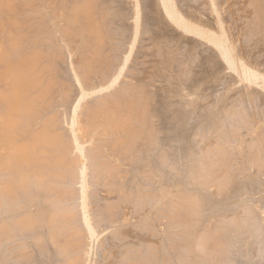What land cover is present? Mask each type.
<instances>
[{
  "label": "rangeland",
  "instance_id": "obj_1",
  "mask_svg": "<svg viewBox=\"0 0 264 264\" xmlns=\"http://www.w3.org/2000/svg\"><path fill=\"white\" fill-rule=\"evenodd\" d=\"M8 1H9V7L11 6L10 9L13 8V12L15 9L19 10V11L15 10L18 14L16 12L14 13L15 15L17 14L15 19L18 18L17 21L20 23L19 24L20 27L19 26L17 27V29H19L18 31L20 32V33H17V37H19V34H22V35L26 34L25 37L20 35L24 38H22V42L20 43V45H21L20 46V52H19L20 54H18V56L23 55L24 53L26 55L28 54L27 56H29L31 54L33 55L34 52L39 51L38 53H36L34 55L37 56L39 54L38 55L39 57L37 56L36 60H38V59H39L38 61L41 60L40 61L41 63L40 62L38 63V61H37L38 64L36 63V64L32 65L33 63H32V61H30L31 62L30 66L32 65V67H33V68L31 67L32 72H31V70H29V69L28 70L30 71V74H31L34 72L33 70L36 68L35 73H36V71L37 72L39 71V73H36L38 76L41 75V72L43 70L42 75L44 77V82H45V85L50 88L49 89L50 92L45 96V98H47V100H44L42 102L41 106L39 105L41 107V108L39 107L40 110L38 109V111L40 113L36 114L37 113L36 112L33 115L34 117L32 116V118H34V122L32 121L33 119L31 118V116L28 115V118L29 117L31 118V120H29V123L32 124V125H30V124L29 125L31 128L33 127L31 130L32 131L36 130V131L35 132H31V130L26 131L25 129L29 128L28 123L26 121V120H28L26 115H27V113L29 114V112H27L26 115H24L22 117L23 119L20 118L21 120H18L19 119L18 117H20L22 114H24V112H22L24 110V108H22L23 109L22 110L20 108L21 106H18V104L22 105L24 102L28 101V99L33 96L34 91L31 92L33 94L29 93L28 94L29 96H26L25 94L23 96V93H21V91H19V89H16V87L17 88L19 87L21 90L22 87L18 86V85H21L19 83L20 82L19 80H22V78L19 75V77L21 79L18 80L19 77H17L16 79L14 78V80H13L12 77H16L18 75L17 73L20 74V72L18 70V63H20V61H22V59H18V57L17 58L13 57V55H12V57L14 59L12 57L11 58L13 59V61L18 59V63H16L17 61L13 62L11 59L9 60L6 57L2 59V60L6 59V60H4L5 62H3L0 59V79L2 78L3 80H1V82L3 81L5 83L4 84L3 82L2 83L0 82V89H1L0 91L5 92V94H6L5 96H3V98L4 97H5V99L8 98V100H6V102H4L5 99L2 98L3 103H5V104L2 103L3 105L1 104L2 101H0V105H1L0 106V116L2 115L1 117L5 118V120L3 118V121H6V123L11 121V119H12L11 115L12 116L13 115L18 116V117L13 116V118H17V120H18L15 123H14V121H11L14 124L11 122L7 123L8 125L9 124L13 125V126L10 125L9 127L7 126V124L5 122H2V120H1L2 123L0 122V124L1 125L3 123L4 124L2 126L0 125V128L2 127L0 129V131H2L4 129L3 127H5L7 132H14L16 134V132L19 129H22V130H19V131H21L19 133L22 135L23 130H25L24 133H26V134H23L25 136H22V137H23V140L27 139L26 140L27 142H30L33 135H35L37 132H39V130L42 128L45 130L47 129L46 131H47L48 135H47V133H45L46 138L47 137L49 138L50 133H52L53 135H55V134L57 135V136H55L56 138H54V139L51 138V140L56 139V141L58 142V144L56 143V148H54V151L52 152V154L55 152H58V156L56 158L62 157L61 158L62 161L60 163L61 166H59L58 171L60 172V174H62V175L66 174L69 177V181L64 185V187H63V185H60L57 183V185H60L59 187H63L65 189L64 196H66L61 202H58V205L61 207L62 211L67 215L65 222H67V221L70 222L69 223L70 229L72 230V228H75L77 226L76 227L77 232H78L77 239H76L74 244H72L71 242L69 243V245L71 246V249H73L74 253L72 252L71 254H72V257H74L73 260H75L76 264H85L86 263V260L89 257L85 253L86 251H89V254H91L90 260L92 263L94 262V264H108L107 262H110L109 264H155L156 261L158 264H161L160 263L161 261L163 262L162 264H164L165 262H166V264H168V263L179 264L180 261L182 263H185V264H187L188 261H189L188 264H208V263L211 264L210 262H212L214 264H219L220 261H223V264H225V262H226V264H231V263L234 264L235 262L233 261L234 262L233 263L232 259L235 260L237 258L236 260H238V258H240V257L244 258V259L248 258L249 259L248 264H251L252 261H253L252 262L253 264H263V262H264V231H261V233H260V229L258 228V226L261 223H264V222H262V221H264V218H263L264 215L261 214V216H260V215L255 214L254 210L252 209V206H253L252 203L254 204L253 201L264 196V194L262 193V192H264V189L262 188V187H264L263 186L264 183H261V182H264L263 177L261 178V175L264 176L263 175L264 174V167L261 166L262 165L261 162L264 163V158H263V156H264V153H263L264 152V125L262 124V123H264V99H260V95L256 94L254 89H249L248 87L246 88L245 83L244 84L240 83L235 88L233 86L227 85L229 83H230V85L232 84L231 82H229L230 77L228 75H226V78H225V76H222V78H220L219 73H218V71L220 70V64L217 61V59H213L215 57L212 53V50L210 49L211 47L207 46V44L205 45V43L203 44V41L201 43L200 40H197V41L193 40L188 35L185 38H183L184 36H182V34L179 31L176 32L177 30H174L175 28L170 27L171 24L164 22V20L161 19V18H163L162 13L157 8V4H155L156 3L155 0H142V2H143L142 10L147 9L146 10L147 13L143 10L144 13L146 14L145 15L146 17L144 16V13H142L144 16V18H142L143 19L142 23L145 21L144 24H146V25L148 24V25L146 26V25L142 24L143 26H146V27L142 26L141 27V29H143L142 31L140 29V33H142V34L141 35L139 34V37H138V39L141 38V40H138V41H140V43L137 41L138 44L136 45V49H135V51L137 50V52H134V57L132 56L133 59L130 60L131 64L130 63L129 64L131 66L128 67V65H127V67L125 69L126 71L124 70L125 72L123 74H125V75H123V76H125V77H123V76L122 77L126 78V79L124 81H123V79H120L122 82L121 81H119L120 83L118 82L120 84V88L118 87L117 84H116L117 88L115 85L109 86V84H110L109 80H111L113 75L117 72V69H118L117 66H119L118 64H121L123 56L125 55V52H127L126 48H128V46H129L128 44H130L129 43L131 41L130 38H132V37H130L131 35H129V34H132L131 33L132 28L130 29V27H131V23L134 19L133 18L134 16L132 13L133 9L131 8V6L128 7V5L130 4V3L128 4L129 1H127V0H125V1L124 0H101L102 2L99 0H91V1H89V0H44V1L43 0H16V1L8 0ZM11 1L13 4H11ZM108 1H109V3H108ZM223 1H224V6H225V11L227 8V13L225 15L232 22V23H230L231 27L229 24V22H230L229 20H227V21H229L227 23H228L229 27L232 29V32H234V36L239 38V46H241V48L239 47V49H240L241 53H243L245 56L248 57V55L251 53L249 51H252V53L255 51L254 54H252V53L250 54L249 58L250 59L254 58V60H255V57H256V60H258L257 62H259L261 65L262 64L264 65V19H262L264 16H261V14L262 15L264 14V0H259V1L255 0L253 9H251L250 7L253 6L252 2L254 0H251V1L244 0L243 2L244 3L246 2L245 4L242 2V0H223ZM122 2H124V3L122 4ZM125 2L128 5H126ZM192 2L195 5H197L199 11L202 14H206L208 16V13H209V15H210V8H209L207 0H192ZM256 2H259L258 4H260V5L258 6L257 4H255ZM77 4H79V6ZM242 4H244V7H246V8L240 7V5L243 6ZM155 5H156V7H155ZM234 5H235V7H234ZM40 6H42V7H40ZM144 6H146V7H144ZM230 6H231V9H230ZM255 6H256V8H255ZM260 6H262V7L260 8ZM6 7H8V6H6ZM258 7L260 9H258ZM101 8H102V10L100 11ZM103 8H105V9H103ZM150 8H152V9H150ZM208 8H209V10H208L209 12L207 11ZM233 8H237V9H233ZM248 8L251 11L248 10ZM88 9H89V11H88ZM96 9L97 10L99 9L98 10L99 12ZM155 9H156V11H155ZM238 9L240 11L242 10L241 13ZM243 9H245V10L243 11ZM255 9L259 10V12L257 13V10H255ZM7 10H9V9H7ZM118 10H120V11H118ZM157 10H159L160 12L159 11L157 12ZM230 10H232V11H230ZM4 11H5V14H3L4 16L6 14H9V15H11V14L8 13V11L6 12V8H5V10L3 9L2 11H0V13H1L0 14V29H1V31H0V37H1L0 38V44L5 49H7V47H5V46L8 45V43H9L8 41H10V40H8V38H10V39L14 38L13 36L16 35L17 29L15 26L18 25V22L16 23L17 25H15L16 21L14 22V20H13L14 24L11 22L10 19H9V21L11 23L6 21V20H8V18L14 19L15 15L13 14L14 16L11 15L9 17H8V15H6V17L4 18V16L2 15V12L4 13ZM25 11L26 12L28 11V12L26 13ZM238 11H239V13H238ZM248 11L250 13H246ZM155 12H156V14H154L155 16L153 17L152 13H155ZM231 12H232V14H231ZM243 12H245L247 15H245ZM235 13L239 14L240 18L237 17L238 15L235 16L236 15ZM242 13L244 16L242 15ZM65 14H67L68 16H65ZM97 14H98V17H97ZM248 14H249V16H248ZM258 14H260V15H258ZM28 15H30V16H28ZM76 15H77V19H76ZM149 15H151V16L149 17ZM156 15L157 16L159 15L158 18L160 19V21ZM233 16H235V17H233ZM250 16L252 18L249 19ZM254 16H257V17L255 18ZM231 17H233V19ZM1 18L2 19L4 18V19L2 20ZM58 18H60V19H58ZM53 19L55 20L54 22H53ZM129 19L132 21L131 22L128 21ZM48 20H49V22H48ZM73 20H75V21L73 22ZM97 20H99V21L96 22ZM161 20H163V21H161ZM238 20H239V22H238ZM241 20L243 22L245 20V23L240 24V22H242ZM248 20L249 21L251 20V21L249 22ZM260 20H262L263 23L260 22ZM32 21H33V23H32ZM52 22H53V26H52ZM95 22H96V24H95ZM234 22L237 24H235ZM254 22H255V24H254ZM165 23H167V24H165ZM11 24H13L14 26L13 25L11 26ZM24 24H25V26H24ZM150 24H151V26H150ZM158 24H159V26L160 25H162V26L159 27ZM97 25H98V27H97ZM119 25H121V26H119ZM122 25H124L125 27ZM163 25H164V27H163ZM246 25H249V27H251V28L249 29V27L248 26L246 27ZM156 26L158 27L157 29L154 28ZM165 26H167L168 28H165ZM12 27H14L15 28L14 30H16V31H14L15 34H13V32H12L13 31ZM53 27H55L56 29ZM24 28L26 30H24ZM149 28L152 31H150ZM20 29L22 31H20ZM158 29H160V32L159 31H157V32L160 34H158L156 32V30H158ZM162 29H164V30H162ZM166 29H169L170 31L166 30ZM9 30L11 31L10 34L8 33V32H10ZM56 30L58 32L60 30V33H58ZM235 30H236L237 34H235L236 33ZM238 30H239V32H238ZM4 31L5 32L7 31V32L5 33ZM53 31L55 32L54 34H53ZM242 31H244L245 33ZM22 32L23 33L25 32V33L23 34ZM172 32H173V35H172ZM249 33H250V35H249ZM56 34H58V35H56ZM65 34H66V36H65ZM246 34H247V36H246ZM151 35H153L155 37L152 38L153 36L150 37ZM179 35L181 36V39H178V38H180ZM160 36H162V37H160ZM250 36H253V37H250ZM145 37H146V39H145ZM187 37H189V38H187ZM58 38H61V39H58ZM101 38H102V41H101ZM142 38H143V40H142ZM255 38L257 41L256 40L254 41ZM154 39L156 40L155 43L153 42V41H155ZM157 39H161V40H158V42H157ZM260 39H261V41H260ZM128 40H130V41H128ZM45 41H47V42H45ZM60 41L61 42L64 41V43H61ZM192 41H194V42L191 43ZM151 42H153L154 44ZM160 42H163V43H160ZM186 42H188V43H186ZM241 42H242V44H241ZM67 43H69V44L67 45ZM22 44H23V46H22ZM73 44H74V46H73ZM78 44H79V46H78ZM176 44H178L179 46ZM252 44L255 46V48L250 47V48H253V49H250L249 46H252ZM189 46H191V47H189ZM65 47H67V48H65ZM73 47H74V50H73ZM173 47H174L175 52L173 50ZM176 48H178V49H176ZM248 48H249V50L247 51ZM97 49H98V54L96 52ZM69 51H72V52H69ZM73 51H75L76 53ZM155 51H156V53H154ZM68 52H69V55H68ZM246 52H248V53H246ZM71 53L73 55H70ZM202 53H203V55H202ZM74 54H76L75 57H74ZM185 54H186V56H185ZM197 54H199V55H197ZM206 54H207V57H206ZM155 55H156V59H154V61H152ZM68 56L69 57L71 56V58L69 59ZM207 58L209 61L207 60ZM67 59L71 61V67H69L70 65H68V64L70 63V61H68ZM205 59L209 63H211L212 60H214V62H212L213 64L218 62L215 65L218 66L219 68L216 66H213L212 63L210 65H209V63H208V65H206L207 62ZM85 60L87 63L89 73L91 74L87 78L81 77L82 75L80 72V62L85 61ZM138 60H140V61H138ZM261 61H262V63H261ZM11 62L15 63V65L16 64L17 65L14 66V64H12ZM9 63H11L14 68H12V65L10 64L11 65L10 66ZM5 64L8 65V66L7 65L6 66L9 69L5 66ZM152 64H153V68L155 65L154 73H148L147 74L148 71L153 70ZM40 66H41V68H40ZM38 67L40 69H37ZM4 68L7 70L5 71ZM71 68H73L74 70H72ZM127 68H129V70ZM201 68H202V70H201ZM211 68H213V73H212ZM214 68H216L215 72L217 71V73L214 72ZM14 69H16V70H14ZM26 69H27V67H26ZM8 70H12L15 73L14 74L11 71H9V72H11V74H13V76L10 78H9L10 75H7V74H9V73H7ZM15 71H18V72H15ZM76 71H77V73H76ZM205 71H207L208 73L210 71L212 73V74L209 73L210 76L215 75L214 79L220 78V80L215 79V81H214L213 76L210 77L208 75V73ZM4 72H6L7 74H5ZM63 72H65V73H63ZM78 72L80 73L81 76H79ZM199 72H201V74ZM3 73H4V75H3ZM74 73H76L78 75V77H80L79 79H80L81 84L88 87L89 89H96V88L100 87L98 90H96V92L97 91L99 92V90L101 89L102 83L104 85H106V84L108 85L107 86L108 88L106 89L107 92L106 91L102 92L103 87L106 88L105 86H103L102 90H100V94L98 92H97L98 95L96 94V92H95V94L93 93L94 99L89 96V97H87L89 99L86 98L87 100L84 98L83 102H86V103H83V102L80 103L82 110L79 109V111L82 113L79 112V115H80L79 117L83 121L81 123L83 128H82V131L80 132L81 135L78 134L79 137L81 136L80 139L77 135L78 140H80L81 144L84 143L85 144L84 146L88 145V147L89 146L91 147V148L86 147V149H85L86 154L84 153V156H80V159H82L84 161L85 158L87 159V157H89L87 160H85L87 162H84V163H87V164H85V167L88 169L87 170L88 172L86 171L87 172L86 177L88 178V176L90 175L89 178L87 179V181L89 183V189H90L89 202H90V204H92L91 205L92 207L90 206L89 208H91L90 211L92 212V217H93V218L91 217V219H94L91 221L95 224V227L97 230V235H98L97 240L99 239L98 243H94L95 240H93V242H92L91 240L86 238V235H85L86 231L84 230V227L78 225V223H80V221H81L79 219V217L81 216V205H80V203H81L80 198L81 197L79 194L80 193V190H79L80 185L78 186L77 184L78 183L81 184V182H80L81 181L80 180L81 179L80 178L81 172L79 171V169H81L82 163H79L80 159L78 157H79L80 153L79 152L75 153V151H77V150H75V148L73 147L72 141H71V136L68 132V126H69L68 123L70 121L71 110H72L71 108H73L74 104L76 103L77 97L80 95V92H78V91H80L78 88L80 86H78L79 83L76 82V80L74 79V77H75ZM176 73L179 74L180 77L179 76L176 77L177 76ZM205 73H207V74L205 75ZM190 74L192 75V77ZM195 74L199 75V77ZM216 74H218L217 77H216ZM1 75L8 76V79H7V77L3 78ZM126 75L130 78L126 77ZM146 75H149V76H146ZM193 75H195V76H193ZM207 76H209V77H207ZM176 78L177 79L180 78V84L182 86H180V84L178 83L179 79L177 80ZM208 78H211V79H208ZM129 79H131L130 82H129ZM161 79H162V81H161ZM165 79H166V81H165ZM204 79L205 80L208 79L209 81L207 80V83H205L206 81ZM212 79H213V81H212ZM226 79L229 80L228 83H225V82H227ZM172 80H174V81H172ZM183 80H184V82H183ZM216 80H218V81H216ZM221 80L223 81L224 84H222ZM132 81H133V83H132ZM134 81H135V83H134ZM169 81H170V83H169ZM202 81H204V82L201 83ZM141 82H143V84ZM158 82H160L161 85ZM208 82L210 84L209 86H208ZM156 83H158L160 86ZM204 83H205L207 89L203 87V86H205ZM190 84H192V85H190ZM199 84L203 85V86L200 85V87L202 86L203 89L201 88L199 90L200 87L197 88V86H199ZM221 84H222V86H221ZM147 85H149V86H147ZM177 85L180 86V88ZM189 85H190V87H189ZM239 85L241 86L240 88L238 87ZM220 86L225 87V88L223 89ZM12 87H14V88H12ZM149 87H151L152 89ZM183 87H186V88H183ZM230 87H231V89H230ZM8 88H9V90H7ZM110 88H111V90L108 91V89H110ZM112 88H113V90H112ZM177 88H178V90H177ZM188 88H189V91L194 90V91H196V93L198 92L197 96L199 98H196L195 96H194L195 98L191 97L190 99H193V100H190V102H189L188 97H183V96H186L187 93L185 95V93L182 92L183 91L182 89H184V92H186L188 90ZM194 88H197L199 91L197 89L195 90ZM159 89H161V90L163 89L162 91L164 93L170 92L169 93L170 96H168V94H163V92L162 91L160 92ZM233 89H236V90H234V92H233ZM14 90H16V91H14ZM155 90L159 91L160 93L156 92ZM164 90H166V91H164ZM176 90H177V93L180 90V92L183 94H181L179 92L178 93L179 95H178L177 93H175ZM8 91H13V92L19 91L18 95H20V93H21L22 98H21V96H20V99L18 98L19 96L15 97L17 95L15 93H12V92H9L11 96L7 95ZM201 91H202V94L205 92V94H204L205 96H203L201 94ZM101 92H102V94H101ZM199 92H200V94H199ZM224 92L227 96L232 95V98L228 99L229 101L227 100L228 97H226ZM103 93H105V94H103ZM13 94H14V96H13ZM241 94H242V96H241ZM160 95H163V96H160ZM233 95H234V97H233ZM6 96H7V98H6ZM12 96L14 99L13 103L11 101ZM175 96H179V97H177V100L175 99L176 98ZM250 96H251V98H250ZM1 97H2V95H1ZM59 97H61L62 99ZM162 97L165 99H163ZM222 97H226V98H222ZM101 98L102 99L105 98L107 100V107H108L109 111L107 113H106V111H100V113L99 112L96 113L97 117L95 116V117L91 118L92 122L86 123V121H85L87 119L86 115L88 114L87 112L90 109V106L94 105L93 103H95L97 100H99ZM184 98H186V99H184ZM15 99L16 100L19 99V101L18 100L16 101ZM182 99H183V102H182ZM194 99L196 100V102H194ZM198 99L200 101H197ZM221 99L223 101H221ZM247 99H248V101H247ZM20 100H22V101H20ZM185 100H187V101L184 102ZM15 101H16V103L18 102L16 104L17 107L15 106ZM103 101H101V102H103ZM191 101H192V103H191ZM19 102H21V103H19ZM188 102L191 105L195 104L196 109L194 106L193 107L191 105L187 106V105H189ZM220 102L222 103L221 105H220ZM46 103H47V105H46ZM152 103H157L159 105V110H161V111H163V109L166 108L168 110L169 116L172 118L171 120L169 119L170 120L169 126H171V127H168L170 129V132L172 131V133L169 132V136H168L169 138L167 139V141L165 143L167 147L171 143L170 144L171 149L169 147L168 148L171 150L172 154L169 155V157L171 156L170 159L168 157H167V159L165 157L164 158L162 157L164 160L168 161V164L166 163V161H163L162 159H160L161 155L159 157V155L157 153L152 151L151 146L154 145L156 142H158V140L161 139L160 134L158 132H155V130L153 129L155 127V125H154L155 122L158 120L157 119L158 115H156V111H154V113H155L154 114L153 111H151L150 109L146 110V108L150 107ZM83 104H84V106H83ZM98 105H99V102H98ZM170 105H172V106L170 107ZM212 105H213V107H212ZM216 105H218L219 110H217V108H215ZM223 105L224 106L226 105L225 108L223 107ZM24 106L25 105H22V107H24ZM48 106L50 108H48ZM9 107L14 109V111L12 109H10ZM13 107H16V109H18L16 115H15V113L11 114V111L16 112L15 111L16 109ZM57 107H59V108H57ZM182 107H183V109L181 110ZM186 107L191 108V109H189L190 113H188V114L186 113L188 111ZM210 107H212V108L210 109ZM244 107H245V109H244ZM20 109H21V111H20ZM200 109H201V111H198ZM230 109H231V112H230ZM111 110H114L115 112L111 113ZM195 110H196V112H195ZM3 111H4V113H3ZM18 111L20 113L22 112L20 116H19ZM42 111H44V112H42ZM182 112H184V113H182ZM206 112H209V113L211 112L210 114H213V112H214V114L210 115L208 113L209 114L208 115ZM205 113H206V115H205ZM7 114H10L9 115L10 121L8 120ZM183 114H184V116H183ZM46 115H47V117H46ZM68 115H70V116H68ZM215 115L220 116V119L218 117V120H217V117ZM37 116H38V118H37ZM251 116H254L255 118L251 117ZM25 117L27 119H25ZM44 117H45V119H44ZM174 117H176V118H174ZM184 117H187L186 120ZM207 117H208V119H206ZM211 117H213V118H211ZM41 118H42V120H40ZM12 120H15V119H12ZM23 120L26 122L24 123ZM199 120H200V122H199ZM20 121L23 124H20L21 123ZM45 121H46V124H45ZM205 121H206V123H205ZM211 121H213V122L215 121V124L213 122L211 123ZM64 122H67V124H65ZM180 122H182V123H180ZM196 122H197V124H196ZM37 123H39V124H37ZM200 123H202V124H200ZM258 123H259V125H258ZM5 124H6V126H5ZM16 124L18 125V127ZM24 124L28 128L23 126ZM198 124H200V127ZM44 125L45 126L49 125V126L48 127L46 126L47 127L46 128ZM197 125H198L199 130L202 132V135L200 134L201 132L196 131V130H198L196 128ZM214 125L218 126L219 128H216V126H215V128H213V131L215 129L216 130L213 133V131H211V130H212V127H214ZM14 126H16L18 129ZM24 127H25V129H23ZM179 127H181V129ZM190 127L193 129H190V131H189L188 129ZM210 127H211V129H210ZM54 128L56 129L55 132H54ZM172 128H173V130H172ZM14 129L16 131H14ZM83 129H86V130H83ZM202 130L204 131V133ZM93 131H94V134H93ZM130 131H135V132H138L140 134L141 139L139 141V149L141 150V152H139V153H141V155H138V153L136 154V152L132 151L129 147L128 135H129ZM150 131H151V133H150ZM218 131H219V133H218ZM253 131H254V134H253ZM3 132L4 131H2L0 133L4 136L7 132H4L5 134H3ZM27 132H30L29 133L30 138L27 137V136H29L27 134ZM190 132L192 133V135H190L191 134ZM216 132H217V135H215ZM246 132H248V134ZM250 132H252V136H251ZM31 133H33V134L31 135ZM83 133L86 135H84ZM193 133L195 136L196 135L197 136L199 135V136L198 137L196 136L197 137L196 138L193 135ZM1 134H0V140L2 141V139H3L5 141V138L6 137L8 138L10 133L9 134L7 133L5 138H2L3 136ZM20 134H17L19 139L22 138ZM167 135L168 134H166V136ZM247 135H249V136L247 137ZM13 136H15L16 138ZM17 136L13 134L12 136L10 135V137H9L10 139L8 138L11 142H13L12 145L10 142V144L8 145L9 147L7 146V148H9L10 150L7 149L6 147H5L6 150L4 148V145L6 146L9 142L8 139H7V141H5V144L2 141L1 145H0V149H1L2 143L4 144L2 146L3 148L1 149V150L4 149L3 150L4 152H2L0 150L1 155L4 153L3 156L0 155V157H3V158H0L1 159L0 161L1 162L6 161L7 163L6 162L5 163L8 166V167L5 166L6 164L4 162H2L0 164V167H1L0 171L4 168V166L6 167V169H8V171L6 169H4V171H1L0 173L4 174L6 176L8 174H11L10 175L11 177L9 175L6 177V179H8V177H9V180L11 182L9 184L11 187L8 186L10 188V195H12V193L14 192L13 189L19 184V183H16L15 180H17L19 182V178L21 176H23V174H24V173L21 174V172H25V170H23V167L25 169H27V167H25V166H28V168L30 169V170L29 169L27 170L28 174L34 172V170H35L34 167H32L33 165L28 163L29 159L26 158V155L29 156V154H30V150H28L29 143L27 146V142H25V141L23 142L22 139L19 140L17 138ZM120 136H121V138H119ZM186 136H188V137H186ZM11 137H13V139L14 138L15 139L11 140ZM236 137H239L241 139L236 138ZM234 138H235V140L236 139H239V140L235 141ZM246 138L249 141L245 140ZM259 138H261V139L259 140ZM88 139H90V140L88 141ZM91 139H93V141H91ZM183 139L185 140V142H187V144L184 142ZM44 140H45V138H44ZM207 140H208L209 144H208ZM90 141H91V143H90ZM21 142L23 145L25 143L24 146L26 148L24 146H22V148H21L20 145H18V144H21ZM188 142H189V145L193 148L188 146ZM258 142H261V144ZM92 143H94V144H92ZM191 143H192V145H191ZM233 143L235 145H237L238 147L234 146ZM256 143L258 145H256ZM14 144L18 145V146L16 145L17 150H16V148H15L16 146H14ZM185 145H186V147H185ZM259 145L262 146V148L259 147ZM12 146H14L13 152L17 153V155L15 153L16 156H14V158L16 157L15 160H14V158H13V160H12V158H10L11 156L14 155V153L10 154L12 152V150H11ZM19 147H20V149H19ZM103 147H105L106 151ZM239 147H241V148H239ZM254 147H256V149ZM258 147H259V149H258ZM14 148L16 151L14 150ZM65 148H66V150H65ZM21 149H22V151H20ZM186 149H188V150H186ZM257 149L259 151H257ZM24 150H25V152H24L25 153V160L23 159V157H24L23 151ZM26 150H28L29 152H27ZM189 150L190 151L192 150V154L194 155V157L189 152ZM237 150H238V152H237ZM260 150L263 154L262 155L263 159H260V157H261ZM69 151H70V153H69ZM7 152L10 155H6ZM18 153H23L22 154L23 157H20V154H18ZM71 153H75V155L74 154L72 155ZM183 153H184V155H183ZM220 154L221 155L223 154V155L221 156ZM255 154H258V155L260 154V156L255 155ZM5 155L7 157L9 156L10 159L9 158L8 159L10 161L12 160L13 162L14 161L16 162L17 160L20 159L16 163L14 162V164L19 165L20 168L17 167V165H13L11 162L10 163L13 166L12 165L9 166V164H8L9 160H7V158H4ZM128 155H129V157H128ZM122 156L124 157V159ZM125 156H126V158H125ZM253 157L255 159L258 158L259 160L258 159L255 160ZM21 159H22V161H21ZM82 160H81V162H83ZM161 160L164 163H162ZM192 160H194V161L192 162ZM257 160H258V163H257ZM241 161H243V162H241ZM116 162H118V163H116ZM214 162H216V163L214 164ZM21 163H22L23 167H22V165H20ZM107 164L109 166H107ZM111 164H112V166H111ZM126 164H128V165H126ZM190 164H192V166ZM1 165H4V166H1ZM122 165H124V166H122ZM189 165L191 166V168L194 171L191 170ZM14 166H16L17 168ZM78 166H80V167H78ZM104 166H106V167H104ZM116 166H118V167H116ZM164 166H165V168H163ZM129 167L131 168V170ZM187 167H188V169L190 168V171L187 169ZM251 167H253V168H251ZM18 168L21 169V172L17 171ZM117 168H118V170H116ZM133 168H134V170H133ZM227 169H228V171H227ZM103 171H104L105 175H104ZM113 171H114V174L111 175L110 173L111 172L113 173ZM119 171L121 172L122 180L120 179L121 177H120ZM165 171H166V173H164ZM186 171L189 173H187ZM3 172H5V173H3ZM144 172H146V173H144ZM193 173H195L196 174L195 176H197V177H195ZM144 174H145V176H144ZM16 175L19 177H17ZM160 175H161V177H160ZM256 175L259 179L256 177ZM112 177H114L116 179V182H115V179ZM130 177H132V178H130ZM146 177H147V179H146ZM194 177L197 179V182H196V179ZM251 177L253 178V181H252ZM78 178H79V180H78ZM168 178H169V180H168ZM260 178H261V181H260ZM148 179H150V181ZM178 179H179V181H178ZM241 179H242V181H241ZM256 179H257V181H256ZM144 180L148 181L150 183L148 184V183L144 182ZM174 180H176V181H174ZM243 181L245 182L246 185L243 183ZM258 181H260V182H258ZM2 182H4V179ZM2 182L0 181V183H2ZM103 182H105V183H103ZM120 182H123V183H120ZM174 182L176 184H174ZM239 183H240V185L242 184V186H240ZM251 183H253V184H251ZM115 184H116V186H115ZM119 184H120V187L118 186ZM143 184H145L144 187H142ZM193 184L196 187L192 186ZM148 187H150V188H148ZM191 187H193V188L191 189ZM240 187H242V188H240ZM246 187H247V189H246ZM1 188H0V190H1ZM143 188H144V190H143ZM188 188H189V191H188ZM243 188H245V189H243ZM102 189H104V190H102ZM148 189H151L150 190L151 192ZM237 189H238V191H237ZM126 190H127V192H126ZM198 190H199V192H198ZM254 190H257V191L255 192ZM147 191L150 194H148ZM245 191H246V193H245ZM257 192H258V194L261 193L262 196H258ZM119 193H121V194H119ZM254 193H256V194H254ZM246 194H248V195L246 196ZM145 195H147L148 198L145 197ZM219 195L220 196L222 195L221 196L222 198ZM218 196H219V199H218ZM254 196H256V198ZM248 197H250V198H248ZM166 199H167V202H166ZM220 199H222V200H220ZM226 199H228V200H226ZM237 200H238V202H237ZM30 202H33V204ZM117 202L120 204H118ZM225 202H227V203H225ZM121 203L124 205L121 206ZM1 204H2V202L0 201V218H1L0 224L1 225L4 222L6 223L7 221H9L11 219V214H13L16 210H19V208H23L25 211L40 210L42 212L43 218L46 219L47 213L44 212V209L46 208V206H47V209L50 207L48 203L41 202L40 200L33 199V198L27 199V201L22 202V204H20L18 206H15V204H13V203H11V206L9 205L10 207L9 206L6 207L4 205L1 206ZM102 204L104 205V208L106 209L105 212H103V213H104V215L105 214L106 215L104 218L99 220L97 215H96V212H95L97 210V209H95L96 208L95 206H99V205L101 206ZM117 206H121V207L119 208ZM206 206H208V207H206ZM248 208L249 209L251 208L250 209V211H251L250 217L251 218L249 217L250 221H248V218H247L250 215V213H249L250 211ZM229 209H231L232 212ZM148 211H149V213H148ZM190 211H192V212H190ZM213 212H215L216 214L214 215ZM145 213H147L148 215ZM231 213H233V214H231ZM202 214H206V215H202ZM124 215H126V219H124ZM144 215L148 219L145 218ZM262 215H263V217H262ZM20 216L21 215H19V217ZM242 216L245 220L248 221V223H245L247 221H245V220L243 221V218H240ZM245 216H246V218H245ZM153 217H154V220H153ZM151 219L154 221V223L151 222ZM209 219H211V220H209ZM131 220H134V221H131ZM231 220H233V221H231ZM202 222H203V224H202ZM210 223H211V225L209 226ZM244 223L246 224V226H248V230H247V227L245 226ZM143 224H145V226ZM192 224H195V225H192ZM158 225H160V226H158ZM124 226L126 228L129 227L128 228L129 230L127 229V231H126ZM161 226H162V228H160ZM144 228H145V230H143ZM156 228H159V229L157 230ZM3 229H2V227L0 228V245H1L0 246V264L1 263H3V264L12 263L13 260L15 261L17 259L18 260L24 259V256L26 255L23 253L24 251H28V253H33L35 249H38V247H40L42 245L45 246L44 249L48 254V255L46 254L45 258L42 259V261H41L42 263H53L52 260L54 258L56 261H59V262L61 261L60 260V258H62L61 253L57 254L58 258H56V254L51 253L53 251V249L50 247V241L49 240L44 241L42 243V245L41 244L33 245L32 241H31L32 238H29L30 235H33L32 233H30L29 235H25L23 239H20L22 232L19 228L13 229L12 227H10L6 231H3ZM153 229H155L157 231V233H155V230L153 231ZM176 229H177V231H176ZM164 230H166V232ZM194 231H195V233H194ZM230 231H232V232H230ZM238 231H239V233H238ZM250 231H252V232H250ZM112 232H120V235L109 239L108 235ZM143 233H144V235H142ZM243 233H244V235H243ZM155 235H157L160 238H158ZM249 235L251 236V238H249L250 237ZM8 236H10V237L7 238ZM144 236H145V238H144ZM156 237L158 239H156ZM163 238H165V240ZM221 238H223V239H221ZM101 239H103V240L101 241ZM97 240H96V242H97ZM243 240L244 241L246 240L245 241L246 244H245V242H242ZM249 240L251 242L253 241L252 244L250 243ZM151 241L154 243H152ZM165 241H168V242L164 243ZM21 242H27V244L24 245L25 247L21 248V246H20ZM156 242H158V243L155 244ZM234 242L236 244L238 242V244L236 245ZM125 243H126V245H125ZM130 243H132V244H130ZM163 243H164V246H166V247L163 246ZM241 243H242V245H241ZM247 243H249L248 246H247ZM133 244H135V245H133ZM143 244H145V245H143ZM187 244L189 246L188 252L186 253V255L185 254L182 255L181 251L179 249L183 245H187ZM112 245H114V246H112ZM139 245H141V246H139ZM149 245H150V247H149ZM154 245H155V247H154ZM86 246H87V248H86ZM92 246H93V249H91ZM146 246H148V247H146ZM241 246H243V247H241ZM244 246H247L248 248L244 247ZM145 247L147 249H150V251L146 250ZM110 248L112 249L113 252L111 251ZM154 248H155V250H153ZM159 248H162V249L159 250ZM132 249H133V251H132ZM164 250L167 251V253ZM170 250H172L173 252L171 251V253L169 254L168 252H170ZM206 250H207V252H206ZM262 250H263V252H262ZM211 252L215 253V254H212L213 257L210 254ZM246 252L247 253L249 252L248 254H250V255L248 256V254ZM252 252H253V254H252ZM172 253H174V255L177 256V258H175ZM110 254H111V256H110ZM167 254H169L171 256V258ZM150 255H153V256H150ZM210 255H211L212 260L210 259ZM230 256H231V258H230ZM183 257H185V258L183 259ZM228 257H229V259H226ZM108 258H110V259L108 260ZM151 258L152 259L154 258V259L152 260ZM230 259H231V261L229 262ZM250 259H251V261H250ZM106 260H108V261H106ZM194 260H195V262H193ZM218 260H219V262H218ZM142 261H143V263H142ZM258 261H260L262 263H257ZM111 262H114V263H111ZM31 263H32V261H31ZM61 263L67 264V263H63V260ZM220 263H222V262H220Z\"/></svg>",
  "mask_w": 264,
  "mask_h": 264
},
{
  "label": "bare ground",
  "instance_id": "obj_2",
  "mask_svg": "<svg viewBox=\"0 0 264 264\" xmlns=\"http://www.w3.org/2000/svg\"><path fill=\"white\" fill-rule=\"evenodd\" d=\"M14 1H16V0H14ZM44 1V0H43ZM89 1H91V0H89ZM88 1V2H89ZM99 1H101V0H99ZM125 1V0H124ZM127 1H129L128 2V4H126V2ZM126 2H125V4L126 5H128V7H130L131 6V8L133 9V11H132V13H133V21L132 20H128V21H132V23H131V27H130V29L132 30V34H129V35H131L130 37H132V38H130L131 39V41L130 40H128V41H130L129 43L130 44H128L127 46H128V48H126L127 49V52H125V55L123 56V59H122V61H121V64H118L119 66H117V72L113 75V77H112V79L111 80H109L110 81V84H109V86L110 85H115L116 86V88H117V85H118V87L120 88V82L119 81H121L120 79H123V81L126 79V78H123V77H125V76H123V75H125V74H123L126 70V67H127V65H128V67L129 66H131L130 64V60L131 59H133V57H134V52H137V50L135 51V49H136V45L138 44L137 43V41L138 40H141V38L140 39H138V37H139V34L141 35L142 33H140V29H141V27L143 26V25H146V24H144V22L142 23V18H144V16L146 15L145 13H144V11L146 12V10H142V4H143V2H142V0H127ZM208 1V5H209V8H210V15H209V13H208V16L206 15V14H202L200 11H199V9H198V7H197V5H195L193 2H192V0H155V4H157V8L161 11V13H162V17L163 18H161V19H163L164 20V22H167V23H169V24H171L170 25V27H173V28H175L174 30H177L176 32H180L181 34H182V36H184L183 38H185L187 35L188 36H190L193 40H195V41H197V40H200L201 41V43H202V41H203V44L205 43V45L207 44V46H210L211 48V50H212V53H213V55H214V57L215 58H213V59H217V61L219 62V64H220V70L218 69L219 67L218 66H216L215 64L216 63H218V62H216L215 64H213L212 62H214V60H212V65L213 66H216V67H218L217 69L219 70L218 71V73H219V76H220V78H222V76H225V78H226V75H228L230 78V81L229 80H227V82H225V83H228V81L229 82H231L232 84L230 85V83L229 84H227V85H229V86H233L234 88L235 87H237V85L238 84H240V83H245V86H246V88L248 87L249 89H254L255 90V93L256 94H259L260 95V99H264V65L262 66L259 62H257L258 60H256V57H255V60H254V58L253 59H250L249 57H250V54L252 53V51H249V52H251L249 55H248V57L247 56H245L243 53H241V51H240V49H239V47L241 48V46H239V38H237V37H235L234 36V32H232V29L230 28L231 27V24L230 23H232L231 22V20H229V18L228 17H226V13H227V8H226V11H225V6H224V1L223 0H207ZM244 0H242V2H243ZM248 1H251V0H248ZM257 1V0H256ZM259 1V0H258ZM6 2V3H5ZM29 2V1H28ZM31 2V1H30ZM64 2V1H63ZM62 2V3H63ZM77 2V1H76ZM87 2V3H88ZM95 2V1H94ZM102 2V1H101ZM100 2V3H101ZM114 2V1H113ZM254 2H255V0L252 2V4H253V6L252 7H250L251 9H253V7H254ZM24 3V2H23ZM26 3V2H25ZM107 3V2H106ZM108 3H109V1H108ZM124 2H122V4H123ZM226 3V2H225ZM244 3V2H243ZM246 3V2H245ZM244 3V4H245ZM249 3V2H248ZM259 2H256L255 4H257L258 6L260 5V4H258ZM11 4H13L12 3V1H11ZM17 4V3H16ZM28 4V3H27ZM41 4V3H40ZM76 4V3H75ZM118 4V3H117ZM121 4V5H122ZM146 4V3H145ZM144 4V5H145ZM198 4V3H197ZM237 4V3H236ZM244 4H242L243 6H241L240 5V7H242V8H246V7H244ZM24 5V4H23ZM34 5V4H33ZM78 6H79V4H77ZM82 5V4H81ZM80 5V6H81ZM88 5V4H87ZM96 5V4H95ZM119 5V4H118ZM120 5V6H121ZM147 5V4H146ZM230 5V4H229ZM262 5V4H261ZM6 6H8L9 7V1L8 0H0V11H2L3 9L5 10V8H6V12L8 11V13H10L11 15H13L18 9H15L14 10V12H13V8L12 9H10L11 8V6L8 8V7H6ZM39 6V5H38ZM84 6V5H83ZM100 6V5H99ZM116 6V5H115ZM148 6V5H147ZM40 7H42V6H40ZM73 7V6H72ZM76 7V6H75ZM107 7V6H106ZM127 7V6H126ZM144 7H146V6H144ZM155 7H156V5H155ZM234 7H235V5H234ZM237 7V6H236ZM262 6H260V8H261ZM3 8V9H2ZM15 8V7H14ZM99 8V7H98ZM109 8V7H108ZM209 8L207 9V11L209 10ZM238 8V7H237ZM237 8H233V9H237ZM255 8H256V6H255ZM259 7H258V9H260ZM7 9H9V10H7ZM103 9H105V8H103ZM116 9V8H115ZM150 9H152V8H150ZM230 9H231V6H230ZM97 10V9H96ZM99 10V9H98ZM97 10V11H98ZM102 10V8L100 9V11ZM121 10V9H120ZM120 10H118V11H120ZM123 10V9H122ZM127 10V9H126ZM154 10V9H153ZM159 10H157V12L159 11ZM204 10V9H203ZM239 10V9H238ZM245 9H243V11H244ZM248 10H250L249 8H248ZM255 10H257V9H255ZM19 11V10H18ZM35 11V10H34ZM61 11V10H60ZM88 11H89V9H88ZM143 11V12H142ZM155 11H156V9H155ZM159 11V12H160ZM230 11H232V10H230ZM234 11V10H233ZM240 11V10H239ZM239 11H238V13H239ZM242 11V10H241ZM241 11H240V13H241ZM247 11V10H246ZM251 11V10H250ZM262 11V10H261ZM26 12V11H25ZM28 12V11H27ZM26 12V13H27ZM47 12V11H46ZM99 12V11H98ZM122 12V11H121ZM209 12V11H208ZM259 12V10H257V13ZM17 13V12H16ZM32 13V12H31ZM68 13V12H67ZM89 13V12H88ZM123 13V12H122ZM142 13H144V16H143V14ZM147 13V12H146ZM245 15H247L246 13H250L249 11L248 12H243ZM243 13H242V15H243ZM1 14V13H0ZM3 14H5V11H4V13L2 12V15ZM18 14V13H17ZM16 14V15H17ZM48 14V13H47ZM153 14V17L155 16L154 14H156V12L155 13H152ZM231 14H232V12H231ZM236 14V13H235ZM261 14V13H260ZM260 14H258V15H260ZM6 15H8V17L9 16H11V15H9V14H6ZM6 15L4 16V18L6 17ZM15 15V14H14ZM13 15V16H14ZM16 15L14 16V19L13 18H8V20H6V21H8V22H10L9 21V19L11 20V22L13 23V20H14V22H15V25H17L16 23L18 22L17 21V19L18 18H16L15 19V17H16ZM123 15V14H122ZM206 15V16H205ZM238 15V16H237ZM241 15V14H240ZM251 15V14H250ZM254 15V14H253ZM12 16V17H13ZM28 16H30V15H28ZM65 16H68L67 14H65ZM73 16V15H72ZM71 16V17H72ZM151 15H149V17H150ZM157 16V15H156ZM159 16V15H158ZM158 16H157V18H158ZM235 16H237V17H239V14H236ZM235 16H233V17H235ZM244 16V15H243ZM248 16H249V14H248ZM261 16H264V14L262 15L261 14ZM64 17V16H63ZM97 17H98V14H97ZM146 17V16H145ZM233 17H231L232 19H233ZM236 17V18H237ZM246 17V16H245ZM244 17V18H245ZM255 18L257 17V16H254ZM3 18V19H4ZM51 18V17H50ZM61 18V17H60ZM60 18H58V19H60ZM228 18V19H227ZM240 18V17H239ZM250 18H252L251 16L249 17V19ZM254 18V19H255ZM2 19V18H1ZM2 19V20H3ZM72 19V18H71ZM76 19H77V15H76ZM91 19V18H90ZM119 19V18H118ZM132 19V18H131ZM159 19V18H158ZM262 19H264V17L262 18ZM163 20H161V21H163ZM227 20H229V21H227ZM243 20V19H242ZM241 20V21H242ZM5 21V20H4ZM41 21V20H40ZM55 20L53 19V22H54ZM71 21V20H70ZM75 20H73V22H74ZM99 20H97L96 22H98ZM115 21V20H114ZM127 21V22H128ZM158 21V20H157ZM159 21H160V19H159ZM158 21V22H159ZM249 21V20H248ZM251 21V20H250ZM249 21V22H250ZM10 22V23H11ZM38 22V21H37ZM48 22H49V20H48ZM53 22H52V26H53ZM96 22H95V24H96ZM227 22H229V24H230V27H229V25H228V23ZM236 22V21H235ZM234 22V23H235ZM238 22H239V20H238ZM260 22H262V20H260ZM27 23V22H26ZM32 23H33V21H32ZM78 23V22H77ZM84 23V22H83ZM126 23V22H125ZM160 23V22H159ZM167 23H165V24H167ZM243 24V23H245V20H244V22L242 21V22H240V24ZM263 23V22H262ZM5 24V23H4ZM14 24V23H13ZM13 24H11V26L13 25ZM19 22H18V25L17 26H15L16 27V29H17V27L19 26ZM46 24V23H45ZM44 24V25H45ZM60 24V23H59ZM98 24V23H97ZM143 24V25H142ZM235 24H237V23H235ZM254 24H255V22H254ZM7 25V24H6ZM64 25V24H63ZM79 25V24H78ZM148 25V24H147ZM146 25V26H147ZM262 25V24H261ZM14 26V25H13ZM24 26H25V24H24ZM32 26V25H31ZM43 26V25H42ZM55 26V25H54ZM71 26V25H70ZM73 26V25H72ZM119 26H121V25H119ZM122 26H124V25H122ZM146 26H143V27H146ZM150 26H151V24H150ZM158 26H159V24H158ZM162 25H160L159 27H161ZM169 26V25H168ZM239 26V25H238ZM241 26V25H240ZM249 27V25H246V27ZM20 27V26H19ZM57 27V26H56ZM61 27V26H60ZM97 27H98V25H97ZM125 27V26H124ZM129 27V26H128ZM149 27V26H148ZM153 27V26H152ZM163 27H164V25H163ZM169 27V28H170ZM235 27V26H234ZM242 27V26H241ZM254 27V26H253ZM13 28V34H15L14 33V31H16V30H14L15 28L14 27H12ZM53 28H55V27H53ZM154 28H158L157 26L156 27H154ZM165 28H168L167 26H165ZM164 28V29H165ZM237 28V27H236ZM235 28V29H236ZM245 28V27H244ZM251 27H249V29H250ZM11 29V28H10ZM23 29V28H22ZM39 29V28H38ZM56 29V28H55ZM126 29V28H125ZM164 29H162V30H164ZM171 29V28H170ZM246 29V28H245ZM7 30V29H6ZM19 29H17V32H16V35H14L13 37L14 38H8V40H10V41H8L9 43H8V45H6L5 47H7V49H5L1 44H0V59L2 60L3 58H7V59H11L12 61H13V57H18V59H22V61H20V63H18V59H16V60H14L16 63H18V70H19V72H20V74L19 73H17L18 75L16 76V77H12L13 76V74H11V72L12 73H14L12 70H8L7 71V73H9V74H7L6 72H4L5 74H7V75H10L9 76V78L10 77H12L13 78V80H14V78L16 79L17 77H19V75H20V77L22 78V80H19V79H21L20 77L18 78V80L20 81L19 83L21 84V85H18V86H21L22 88H21V90H20V88L18 87H16V89H19V91H21V93H23V96H24V94L26 95V96H29L28 94L29 93H31V92H33L34 91V94L33 93H31V94H33V96L32 97H30L29 99H28V101H26V102H24L22 105H25L24 107H22V105H20V104H18V106H21L20 108L22 109V108H24V110L22 111V112H24V114H22L21 115V113L19 112V116L20 117H18V116H14V117H18L19 119L18 120H21L20 118H22L24 115H26V113L27 112H29V114L27 113V118H28V115L29 116H31V118H32V116L36 113V114H38V113H40L39 111H38V109H39V107L41 106V104H42V102L44 101V100H47V98H45V96L50 92L49 91V87L48 86H46L45 85V82H44V77H43V75H42V72H43V70H42V72H41V75H37L36 73H39V71L37 72L36 71V73H35V69L33 70L34 72L33 73H31L30 74V71L29 70H31V72H32V65H34V64H36L37 63V61L39 60L38 58V60H36V57L39 55H37V56H35L34 54H36V53H38V52H34L33 53V55L31 56V55H29V56H27L25 53L23 54V55H20V56H18V54H20L19 52H20V43L22 42V38H24L25 37V35L26 34H24L23 32V34L24 35H22V34H19V37H17V33H20L19 31H18ZM24 30H26L25 28H24ZM28 30V29H27ZM69 30V29H68ZM143 29H141V31H142ZM149 30H150V28H149ZM154 30V29H153ZM166 30H169V29H166ZM165 30V31H166ZM173 30V31H174ZM240 30V29H239ZM239 30H238V32H239ZM244 30V29H243ZM0 31H1V29H0ZM10 31V30H9ZM20 31H22L21 29H20ZM57 31V30H56ZM72 31V30H71ZM150 31H152V30H150ZM157 31H159L160 32V29H158V30H156V32ZM170 31V30H169ZM5 32V31H4ZM7 32V31H6ZM5 32V33H6ZM58 32V31H57ZM235 32H236V30H235ZM242 32H244V31H242ZM241 32V33H242ZM251 32V31H250ZM9 34L11 33V31L10 32H8ZM55 32L53 31V34H54ZM58 33H60V30H59V32ZM90 33V32H89ZM144 33V32H143ZM158 33V32H157ZM156 33V34H157ZM166 33V32H165ZM240 33V34H241ZM245 33V32H244ZM255 33V32H254ZM41 34V33H40ZM39 34V35H40ZM85 34V33H84ZM158 34H160V33H158ZM179 34V33H178ZM177 34V35H178ZM235 34H237V32L235 33ZM239 34V33H238ZM252 34V33H251ZM256 34V33H255ZM254 34V35H255ZM12 35V34H11ZM20 35H22V36H24V37H22V36H20ZM47 35V34H46ZM56 35H58V34H56ZM155 35V34H154ZM172 35H173V32H172ZM249 35H250V33H249ZM253 35V34H252ZM3 36V35H2ZM6 36V35H5ZM54 36V35H53ZM65 36H66V34H65ZM153 35H151L150 37H152ZM158 36V35H157ZM163 36V35H162ZM162 36H160V37H162ZM180 36V35H179ZM240 36V35H239ZM246 36H247V34H246ZM4 37V36H3ZM8 37V36H7ZM11 37V36H10ZM60 37V36H59ZM105 37V36H104ZM141 37V36H140ZM155 36H153L152 38H154ZM159 37V38H160ZM250 37H253V36H250ZM1 38V37H0ZM63 38V37H62ZM158 38V37H157ZM164 38V37H163ZM162 38V39H163ZM187 38H189V37H187ZM262 38V37H261ZM58 39H61V38H58ZM82 39V38H81ZM124 39V38H123ZM145 39H146V37H145ZM172 39V38H171ZM178 39H181V36H180V38H178ZM252 39V38H251ZM31 40V39H30ZM43 40V39H42ZM57 40V39H56ZM68 40V39H67ZM142 40H143V38H142ZM155 40V39H154ZM158 40H161V39H157V42H158ZM170 40V39H169ZM187 40V39H186ZM250 40V39H249ZM256 40V38L254 39V41ZM259 40V39H258ZM5 41V40H4ZM28 41V40H27ZM101 41H102V38H101ZM125 41V40H124ZM178 41V40H177ZM190 41V40H189ZM257 41V40H256ZM260 41H261V39H260ZM2 42V41H1ZM42 42V41H41ZM45 42H47V41H45ZM57 42V41H56ZM61 42V41H60ZM139 43H140V41H138ZM154 43L156 42V40L155 41H153ZM153 42H151V43H153ZM194 41H192L191 43H193ZM263 42V41H262ZM61 43H64V41H62ZM126 43V42H125ZM153 43V44H154ZM160 43H163V42H160ZM159 43V44H160ZM186 43H188V42H186ZM198 43V42H197ZM251 43V42H250ZM25 44V43H24ZM60 44V43H59ZM66 44V43H65ZM69 43H67V45H68ZM116 44V43H115ZM180 44V43H179ZM195 44V43H194ZM241 44H242V42H241ZM254 44V43H253ZM252 44V46H249V48L250 47H254L255 48V46ZM260 44V43H259ZM54 45V44H53ZM64 45V44H63ZM125 45V44H124ZM142 45V44H141ZM144 45V44H143ZM176 45H178V44H176ZM190 45V44H189ZM196 45V44H195ZM249 45V44H248ZM261 45V44H260ZM22 46H23V44H22ZM45 46V45H44ZM73 46H74V44H73ZM78 46H79V44H78ZM126 46V47H127ZM179 46V45H178ZM194 46V45H193ZM192 46V47H193ZM199 46V45H198ZM243 46V45H242ZM176 47V46H175ZM183 47V46H182ZM181 47V48H182ZM189 47H191V46H189ZM260 47V46H259ZM61 48V47H60ZM65 48H67V47H65ZM169 48V47H168ZM196 48V47H195ZM198 48V47H197ZM207 48V47H206ZM249 48L247 49V51L249 50ZM262 48V47H261ZM176 49H178V48H176ZM191 49V48H190ZM250 49H253V48H250ZM259 49V48H258ZM257 49V50H258ZM73 50H74V47H73ZM173 50H174V47H173ZM188 50V49H187ZM245 50V49H244ZM31 51V50H30ZM36 51V50H35ZM64 51V50H63ZM66 51V50H65ZM139 51V50H138ZM182 51V50H181ZM69 52H72V51H69ZM69 52H68V55H69ZM73 52H75V51H73ZM96 52H97V54H98V49L96 50ZM173 52V51H172ZM174 52H175V50H174ZM177 52V51H176ZM197 52V51H196ZM201 52V51H200ZM260 52V51H259ZM76 53V52H75ZM78 53V52H77ZM87 53V52H86ZM89 53V52H88ZM95 53V52H94ZM122 53V52H121ZM154 53H156V51L154 52ZM153 53V54H154ZM191 53V52H190ZM246 53H248V52H246ZM255 53V51L252 53V54H254ZM96 54V53H95ZM200 54V53H199ZM199 54H197V55H199ZM12 55H13V57H12ZM70 55H73L72 53L70 54ZM75 55L76 54H74V57H75ZM123 55V54H122ZM202 55H203V53H202ZM212 55V56H213ZM31 56V57H30ZM133 56V57H132ZM153 56V55H152ZM185 56H186V54H185ZM13 59H12V58ZM39 57V56H38ZM69 57V56H68ZM67 57V58H68ZM73 57V56H72ZM206 57H207V54H206ZM71 58V56L69 57V59ZM183 58V57H182ZM202 58V57H201ZM204 58V57H203ZM209 58V57H208ZM208 58H207V60H208ZM263 58V57H262ZM154 59H156V55L154 56V58H153V60L152 61H154ZM190 59V58H189ZM4 60H6V59H4ZM4 60H2L3 62H5ZM68 60V59H67ZM66 60V61H67ZM142 60V59H141ZM206 60V59H205ZM204 60V61H205ZM206 60V65H208V61ZM211 60V59H210ZM8 61V60H7ZM13 61V62H14ZM30 61H32V65L30 66V64H31V62ZM41 61V60H40ZM40 61H38V63L40 62ZM68 61H70V60H68ZM79 61V60H78ZM103 61V60H102ZM138 61H140V60H138ZM25 62V63H24ZM75 62V61H74ZM105 62V61H104ZM199 62V61H198ZM12 63V62H11ZM11 63H9V65L11 64ZM37 63V64H38ZM41 63V62H40ZM130 63V64H129ZM201 63V62H200ZM211 63H209V65L211 64ZM261 63H262V61H261ZM12 64H14V66H16L15 65V63H12ZM11 64V65H12ZM25 64V65H24ZM7 64H5V66H6ZM10 65V66H11ZM42 65V64H41ZM60 65V64H59ZM68 65H70L69 67H71V61H70V63L68 64ZM117 65V64H116ZM198 65V64H197ZM196 65V66H197ZM218 65V64H217ZM4 66V67H5ZM8 66V65H7ZM6 66V67H7ZM27 67V69H26V67ZM148 66V65H147ZM166 66V65H165ZM200 66V65H199ZM204 66V65H203ZM32 67V68H31ZM61 67V66H60ZM67 67V66H66ZM74 67V66H73ZM104 67V66H103ZM137 67V66H136ZM151 67V66H150ZM185 67V66H184ZM211 67V66H210ZM209 67V68H210ZM8 68V67H7ZM12 68H14L13 67V65H12ZM40 68H41V66H40ZM39 67L37 68V69H40ZM154 68H155V65H154ZM154 68H153V64H152V69L153 70H150V71H148L147 72V74L148 73H154ZM189 68V67H188ZM5 69V68H4ZM9 69V68H8ZM29 69V70H28ZM72 70H74L73 68H71ZM128 70H129V68H127ZM143 69V68H142ZM186 69V68H185ZM212 69V73H213V68H211ZM215 69L216 68H214V72H215ZM7 69H5V71H6ZM14 70H16V69H14ZM125 70V71H124ZM131 70V69H130ZM201 70H202V68H201ZM204 70V69H203ZM209 70V69H208ZM9 71H11V72H9ZM54 71V70H53ZM66 71V70H65ZM71 71V70H70ZM168 71V70H167ZM211 71V70H210ZM209 71V73H211ZM15 72H18V71H15ZM72 72V71H71ZM74 72V71H73ZM80 72H81V75H80V73H79V76H81V77H84V78H87L89 75H91L90 73H89V70H88V67H87V63H86V60L85 61H81L80 62ZM198 72V71H197ZM203 72V71H202ZM205 72H207V71H205ZM2 73V72H1ZM4 73H3V75H4ZM63 73H65V72H63ZM76 73H77V71H76ZM76 73H74V79L76 80V82H78L79 83V85L78 86H80V87H78L79 88V90L80 91H78V92H80V95L77 97V99H76V103L74 104V106H73V108H71L72 110H71V116L70 115H68V116H70V121H69V123H68V132H69V134H70V136H71V141H72V145H73V147L75 148V150H77V151H75L74 149V151H75V153H77V152H79L80 154H79V159H80V156H84V153L86 154V152H85V149H86V147H88V145H86V146H84L85 144L83 143V144H81V142H80V140H78V137H79V135H81L80 134V132L82 131V120H81V118L79 117L80 115H79V109H81V102H83L84 101V98L86 99L87 97H91V98H93L94 99V94H95V92H96V90H98L99 88H96V89H89L88 87H86V86H84L83 84H81V82H80V77H78V75L76 74ZM94 73V72H93ZM129 73V72H128ZM193 73V72H192ZM200 74H201V72H199ZM198 73V74H199ZM208 73V72H207ZM207 73H205V75L207 74ZM209 73H208V75H209ZM211 73V74H212ZM215 73H217V71L215 72ZM15 74V73H14ZM56 74V73H55ZM132 74V73H131ZM146 74V73H145ZM177 74V73H176ZM3 75H1L3 78H6L7 77V79H8V76H3ZM59 75V74H58ZM93 75V74H92ZM140 75V74H139ZM174 75V74H173ZM191 75V74H190ZM195 75H197V74H195ZM195 75H193V76H195ZM204 75V76H205ZM217 75L218 74H216V77H217ZM50 76V75H49ZM57 76V75H56ZM98 76V75H97ZM123 76V77H122ZM146 76H149V75H146ZM160 76V75H159ZM165 76V75H164ZM180 77V75L179 74H177V76L176 77ZM198 77H199V75H197ZM203 76V75H202ZM210 76V75H209ZM209 76H207V77H209ZM213 76V75H212ZM212 76H210V77H212ZM215 76V75H214ZM214 76H213V79H214ZM72 77V76H71ZM122 77V78H121ZM126 77H128L127 75H126ZM174 77V76H173ZM191 77H192V75H191ZM48 78V77H47ZM128 78H130V77H128ZM127 78V79H128ZM164 78V77H163ZM195 78V77H194ZM220 78H215V79H219L220 80ZM59 79V78H58ZM132 79V78H131ZM131 79H129V82H130V80ZM169 79V78H168ZM177 79V78H176ZM179 79V80H178ZM177 80L179 81L178 83L180 84V78H178ZM192 79V78H191ZM208 79H211V78H208ZM207 79V80H208ZM213 79H212V81H213ZM215 79H214V81H215ZM1 80H3L2 78L0 79V82H1ZM6 80V79H5ZM4 80V81H5ZM11 80V79H10ZM17 80V81H18ZM97 80V79H96ZM205 80V79H204ZM207 80H205L206 82L205 83H207ZM16 81V80H15ZM159 81V80H158ZM161 81H162V79H161ZM165 81H166V79H165ZM172 81H174V80H172ZM209 81V80H208ZM211 81V80H210ZM216 81H218V80H216ZM3 82V81H2ZM1 82V83H2ZM48 82V81H47ZM75 82V81H74ZM75 82V83H76ZM119 82V83H118ZM122 82V81H121ZM140 82V81H139ZM164 82V81H163ZM168 82V81H167ZM183 82H184V80H183ZM193 82V81H192ZM204 81H202L201 83H203ZM221 82H222V84H224L223 83V81L221 80ZM4 83V82H3ZM73 83V82H72ZM92 83V82H91ZM132 83H133V81H132ZM134 83H135V81H134ZM142 84H143V82H141ZM160 85H161V83L160 82H158ZM158 83H156V84H158ZM169 83H170V81H169ZM177 83V84H178ZM205 83H204V85H205ZM5 84V83H4ZM17 84V83H16ZM117 84V85H116ZM122 84V83H121ZM138 84V83H137ZM153 84V83H152ZM158 84V85H159ZM193 84V83H192ZM192 84H190V85H192ZM222 84H221V86H222ZM159 85V86H160ZM165 85V84H164ZM190 85H189V87H190ZM197 85V84H196ZM200 85H202V84H199V86H197V88L198 87H200ZM210 84H209V82H208V86H209ZM235 85V86H234ZM242 85V84H241ZM2 86V85H1ZM6 86V85H5ZM103 86H105L106 88H104ZM108 85L106 84V85H104L103 83H102V86H101V89L100 90H102V87H103V91L102 92H107V87ZM128 86V85H127ZM138 86V85H137ZM147 86H149V85H147ZM154 86V85H153ZM158 86V87H159ZM169 86V85H168ZM175 86V85H174ZM178 86V85H177ZM180 86H182L181 84H180ZM180 86H178L179 88H180ZM194 86V85H193ZM203 86V85H202ZM202 86L199 88V90L202 88ZM207 86V87H208ZM220 86V87H221ZM7 87V86H6ZM114 87V86H113ZM125 87V86H124ZM165 87V86H164ZM195 87V86H194ZM204 88H206V85L205 86H203ZM211 87V86H210ZM227 87V86H226ZM232 87V88H233ZM239 88L241 87L240 85L238 86ZM5 88V87H4ZM12 88H14V87H12ZM115 88V87H114ZM149 88H151V87H149ZM183 88H186V87H183ZM197 88H194L195 90L197 89ZM221 88H225V87H221ZM245 88V87H244ZM152 89V88H151ZM156 89V88H155ZM191 89V88H190ZM203 89V88H202ZM207 89V88H206ZM222 89V90H223ZM230 89H231V87H230ZM238 89V88H237ZM1 90V89H0ZM7 90H9V88L7 89ZM100 90H99V94H100ZM109 90H111V88L110 89H108V91ZM112 90H113V88H112ZM134 90V89H133ZM154 90V89H153ZM160 90V92L163 90H161V89H159ZM177 90H178V88H177ZM177 90H176V92L175 93H177ZM183 91V93H185V95H186V93H187V95L186 96H183V97H188L189 98V102H190V100H193V99H190L191 97L193 98L194 96L196 97V98H199L198 96H197V93H196V91H194V90H192V91H189V88H188V90L186 91V92H184V89H182ZM198 90V89H197ZM198 90V91H199ZM226 90V89H225ZM228 90V89H227ZM234 90H236V89H233V92H234ZM248 90V89H247ZM246 90V91H247ZM14 91H16V90H14ZM19 91L18 92H13V91H8V94L7 95H10V93L9 92H12V93H15L17 96H15V97H18L19 99H20V96L22 95L21 93H20V95H18V93H19ZM156 92H159V91H157V90H155ZM164 91H166V90H164ZM169 91V90H168ZM189 91V92H188ZM204 91V90H203ZM206 91V90H205ZM3 94H2V93ZM96 92V94L98 95V93ZM102 92H101V94H102ZM154 92V91H153ZM155 92V93H156ZM159 92V93H160ZM163 92V91H162ZM180 92V90L178 91V93ZM237 92V91H236ZM248 92V91H247ZM7 93V92H6ZM11 93V94H12ZM94 93V94H93ZM170 93V92H169ZM169 93H164L163 92V94H168V96H170L169 95ZM172 93V92H171ZM177 93V94H178ZM181 93V92H180ZM183 93H181V94H183ZM210 93V92H209ZM223 93V92H222ZM254 93V92H253ZM69 94V93H68ZM93 94V95H92ZM103 94H105V93H103ZM199 94H200V92H199ZM201 94H202V91H201ZM205 94V92L202 94L203 96H205L204 95ZM224 94H225V92H224ZM223 94V95H224ZM234 94V93H233ZM1 95H2V97H1ZM6 94H5V92H3V91H0V101H2L3 99H5V97L3 98V96H5ZM174 95V94H173ZM179 95V94H178ZM207 95V94H206ZM226 95V94H225ZM224 95V96H225ZM11 96V95H10ZM13 96H14V94H13ZM13 96L11 97L12 98V103H13V101H14V99H13ZM60 96V95H59ZM93 96V97H92ZM157 96V95H156ZM160 96H163V95H160ZM159 96V97H160ZM167 96V95H166ZM172 96V95H171ZM241 96H242V94H241ZM176 98V100H177V97H179V96H175ZM182 97V98H183ZM194 97V98H195ZM226 97H228L227 98V100L228 99H231L232 98V95H229V96H227L226 95ZM226 97H222V98H226ZM230 97V98H229ZM233 97H234V95H233ZM249 97V96H248ZM3 98V99H2ZM6 98H7V96H6ZM10 98V99H11ZM21 98H22V96H21ZM59 98H61V97H59ZM75 98V97H74ZM156 98V97H155ZM163 98V97H162ZM169 98V97H168ZM213 98V97H212ZM250 98H251V96H250ZM249 98V99H250ZM19 99H17L18 101H19ZM62 99V98H61ZM87 99H89V98H87ZM86 99V100H87ZM105 98H101V99H99V100H97L95 103H93L94 105H92V106H90V109L88 110V114L86 115V117H87V119L85 120L86 121V123L88 122V123H90V122H92V119L91 118H93V117H95L96 116V113H100V111H106V113L109 111L108 110V107H107V100L105 101L104 100ZM163 99H165V98H163ZM184 99H186V98H184ZM6 100H8V98L7 99H5L4 100V102H6ZM16 100V99H15ZM16 100V101H17ZM24 100V99H23ZM92 100V99H91ZM90 100V101H91ZM104 100V101H103ZM146 100V99H145ZM168 100V99H167ZM173 100V99H172ZM10 101V102H11ZM16 101H15V106L17 107V103H16ZM20 101H22V100H20ZM89 101V100H88ZM101 101H103V102H101ZM187 100H185L184 102H186ZM197 101H200L199 99L197 100ZM221 101H223L222 99H221ZM229 101V100H228ZM232 101V100H231ZM247 101H248V99H247ZM252 101V100H251ZM98 102H99V105H98ZM182 102H183V99H182ZM188 102V103H189ZM194 102H196V100L194 99ZM225 102V101H224ZM262 102V101H261ZM3 103V101L1 102V104ZM19 103H21V102H19ZM51 103V102H50ZM83 103H86V102H83ZM103 103V104H102ZM164 103V102H163ZM176 103V102H175ZM187 103V104H188ZM191 103H192V101H191ZM226 103V102H225ZM233 103V102H232ZM252 103V102H251ZM3 104H5V103H3ZM2 104V105H3ZM102 104V105H101ZM186 104V105H187ZM197 104V103H196ZM219 104V103H218ZM222 103L220 102V105H221ZM224 104V103H223ZM227 104V103H226ZM13 105V104H12ZM40 105V106H39ZM46 105H47V103H46ZM162 105V104H161ZM191 104L189 103V105H187V106H190ZM252 105V104H251ZM1 106V105H0ZM63 106V105H62ZM83 106H84V104H83ZM165 106V105H164ZM172 105H170V107H171ZM192 107L194 106L195 107V104H193V105H191ZM217 106V107H216ZM215 106V108H217V110H219L218 108V105H216ZM226 106V105H225ZM225 106L223 105V107L225 108ZM12 107V106H11ZM16 107H13V108H15L16 109ZM161 107V106H160ZM212 107H213V105H212ZM212 107H210V109L212 108ZM4 108V107H3ZM2 108V109H3ZM10 108V107H9ZM19 108V107H18ZM41 108V107H40ZM48 108H50L49 106H48ZM57 108H59V107H57ZM83 108V107H82ZM86 108V107H85ZM173 108V107H172ZM185 108V107H184ZM187 108V107H186ZM214 108V109H215ZM221 108V107H220ZM258 108V107H257ZM10 109H12V108H10ZM21 109H20V111H21ZM56 109V108H55ZM66 109V108H65ZM151 110V111H153V113H154V111H156V115H158V120L155 122V127L153 128L154 130H155V132H158L159 134H160V136H161V139L160 140H158V142H156L154 145H152L151 147H152V151L153 152H155V153H157L158 155H159V157H160V155H161V158L160 159H162L163 161H166V160H164L163 158L165 157L166 159H167V157L170 159V157H169V155H171L172 153H171V143L169 144V148L166 146V141H167V139L169 138L168 136H169V132H170V129L168 128V127H171V126H169V121L172 119L170 116H169V114H168V110L166 109V108H164L163 109V111H161V110H159V105L157 104V103H152L151 104V106L150 107H148V108H146V110ZM183 109V107L181 108V110ZM189 109H191V108H187V114L188 113H190V111H189ZM194 109V108H193ZM195 109H196V107H195ZM244 109H245V107H244ZM13 111H14V109H12ZM17 110L18 109H16L15 111L16 112H12L11 111V114H13V113H15V115H16V113H17ZM40 110V109H39ZM47 110V109H46ZM82 110V109H81ZM84 110V109H83ZM132 110V109H131ZM177 110V109H176ZM221 110V109H220ZM130 111V110H129ZM158 111V112H157ZM192 111V110H191ZM198 111H201V109L200 110H198ZM212 111V110H211ZM223 111V110H222ZM252 111V110H251ZM9 112V111H8ZM42 112H44V111H42ZM41 112V113H42ZM113 112H115L114 110H111V113H113ZM185 112V111H184ZM184 112H182V113H184ZM193 112V111H192ZM195 112H196V110H195ZM216 112V111H215ZM219 112V111H218ZM230 112H231V109H230ZM229 112V113H230ZM3 113H4V111H3ZM10 113V112H9ZM80 113H82V112H80ZM152 113V114H153ZM179 113V112H178ZM181 113V114H182ZM201 113V112H200ZM207 114L209 113V112H206ZM206 113H205V115H206ZM211 113V112H210ZM209 113V114H210ZM221 113V112H220ZM224 113V112H223ZM46 114V113H45ZM69 114V113H68ZM117 114V113H116ZM155 114V113H154ZM203 114V113H202ZM208 114V115H209ZM213 114H214V112H213ZM213 114H210V115H213ZM218 114V113H217ZM237 114V113H236ZM8 115V120L10 121V118H9V115L10 114H7ZM18 115V114H17ZM82 115V114H81ZM175 115V114H174ZM177 115V114H176ZM186 115V114H185ZM2 116V115H1ZM0 116V117H1ZM13 116L11 115V118L12 119H15V120H12L11 119V121H14V123L15 122H17L18 120H17V118H13ZM50 116V115H49ZM107 116V115H106ZM155 116V115H154ZM182 116V115H181ZM183 116H184V114H183ZM187 116V115H186ZM200 116V115H199ZM216 116V115H215ZM7 117V116H6ZM34 117V116H33ZM36 117V116H35ZM46 117H47V115H46ZM97 117V116H96ZM210 117V116H209ZM214 117V116H213ZM213 117H211V118H213ZM217 117V120H218V117H219V119H220V116H216ZM222 117V116H221ZM251 117H254V116H251ZM4 118V117H3ZM3 118L1 117L0 118V122H1V120H2V122H5L6 123V121H3ZM26 117H25V119H27ZM31 118L29 117L28 118V120H26L27 121V123H28V127L30 128H28L27 126H25V124L23 125V126H25V127H27L28 129H25V127L23 128V129H25L26 131L28 130H31L32 128L30 127V125H32V124H30L29 123V120H31ZM37 118H38V116H37ZM154 118V117H153ZM174 118H176V117H174ZM183 118V117H182ZM185 118V120H186V118L187 117H184ZM202 118V117H201ZM243 118V117H242ZM255 118V117H254ZM7 119V118H6ZM23 119V118H22ZM33 120V122H34V118H32ZM44 119H45V117H44ZM54 119V118H53ZM65 119V118H64ZM170 119V120H169ZM199 119V118H198ZM206 119H208V117L206 118ZM205 119V120H206ZM210 119V118H209ZM4 120H5V118H4ZM40 120H42V118L40 119ZM47 120V119H46ZM103 120V119H102ZM154 120V119H153ZM215 120V119H214ZM230 120V119H229ZM10 121V122H11ZM24 121V120H23ZM26 121H24V123L26 122ZM53 121V120H52ZM55 121V120H54ZM64 121V120H63ZM66 121V120H65ZM98 121V120H97ZM208 121V120H207ZM262 121V120H261ZM1 122V123H2ZM10 122H7V123H10ZM21 122V121H20ZM19 122V123H20ZM32 122V123H33ZM39 122V121H38ZM51 122V121H50ZM199 122H200V120H199ZM198 122V123H199ZM202 122V121H201ZM204 122V121H203ZM213 121H211V123H212ZM235 122V121H234ZM233 122V123H234ZM251 122V121H250ZM6 123V124H7ZM11 123H13V122H11ZM13 123V124H14ZM18 123V124H19ZM44 123V122H43ZM48 123V122H47ZM65 124H67V122H64ZM118 123V122H117ZM180 123H182V122H180ZM205 123H206V121H205ZM210 123V122H209ZM214 124H215V121L213 122ZM4 124V123H3ZM2 124V125H3ZM6 124H5V126H6ZM20 124H23L22 122L20 123ZM30 124V125H29ZM37 124H39V123H37ZM45 124H46V121H45ZM196 124H197V122H196ZM200 124H202V123H200ZM200 124H198L199 125V127H200ZM243 124V123H242ZM263 125H264V123H262ZM1 125V124H0ZM1 125V126H2ZM10 125H12V124H7V126L9 127ZM17 125V124H16ZM27 125V124H26ZM61 125V124H60ZM84 125V124H83ZM117 125V124H116ZM153 125V126H154ZM186 125V124H185ZM194 125V124H193ZM198 125L196 126V128L198 129V130H196V131H198V132H201L200 130H199V128H198ZM204 125V124H203ZM206 125V124H205ZM254 125V124H253ZM258 125H259V123H258ZM13 126V125H12ZM11 126V127H12ZM22 126V125H21ZM45 126V125H44ZM43 126V127H44ZM47 126V125H46ZM45 126V127H46ZM49 126V125H48ZM47 126V127H48ZM51 126V125H50ZM176 126V125H175ZM195 126V125H194ZM215 126L216 125H214V127H212V130L211 131H213V128H215ZM245 126V125H244ZM10 127V128H11ZM14 127H16V126H14ZM17 127H18V125H17ZM16 127V128H17ZM39 127V126H38ZM46 127V128H47ZM54 127V126H53ZM109 127V126H108ZM149 127V126H148ZM263 127V126H262ZM2 128V127H1ZM0 128V129H1ZM5 130H6V128L5 127H3ZM9 128V129H10ZM15 128V129H16ZM178 128V127H177ZM180 129H181V127H179ZM203 128V127H202ZM206 128V127H205ZM216 128H219L218 126H216ZM221 128V127H220ZM2 130V131H4V132H7V130L5 131V130ZM13 129V128H12ZM14 129V131H16ZM18 129V128H17ZM53 129V128H52ZM118 129V128H117ZM149 129V128H148ZM152 129V128H151ZM190 129H193V128H189L188 130L190 131ZM210 129H211V127H210ZM245 129V128H244ZM11 130V129H10ZM19 130H22V129H19ZM17 131L16 132V134L14 133V132H7L8 134H9V137H10V135L12 136L13 134L14 135H16L17 136V134H20L19 132H21V131ZM25 130H23V132H22V135H21V137L22 136H25V135H23V134H26V133H24V131ZM47 130V129H46ZM45 129H40L39 130V132H37L35 135H33V137L31 138V140H30V142H27L26 140H23V137L21 138L22 140H23V142L25 141V142H27V146H28V143H29V148H28V150H30V154H29V156L28 155H26V158H28L29 160H28V163H30V164H32L33 166L32 167H34V172H32V173H30V174H28V172H27V170L29 169L28 168V166H25V167H27V169H25L24 167H23V165H22V163L20 164V165H22V167H23V170H25V172H21V169H19L20 167H19V165H17V164H14V162L12 161L13 160V158H14V156H16L17 155V153L16 152H13V147L14 146H16L17 144H14V146H12V148H11V150H12V152L10 153V154H12V153H14V155L13 156H11L10 158H12V160L10 161L9 159V156L7 157L6 155H10V154H8V152H7V154L5 155V157L4 158H7V160H9V162H8V164H9V166L10 165H17V167H19L18 168V170L17 171H20L21 172V174H23V176H21L19 173V175L21 176L20 178H19V182L17 181V180H15V182L16 183H19L14 189H13V191L15 192H13L12 193V195H10V188L8 187V186H10L9 184L11 183L10 182V180H9V177H8V179H6V177L9 175H11V174H8L7 176L6 175H4V174H2V173H0V181L2 182L3 181V179H4V182H2V183H0V188H1V190H0V201L2 202V204H1V206H11V203H13V204H15V206H18V205H20V204H22V202H24V201H27V199H29V198H33V199H37V200H40L41 202H45V203H48L49 204V208L47 209V206H46V208L44 209V212H46L47 213V218L46 219H44L43 218V216H42V212L40 211V210H37V211H25L23 208H19V210H16L13 214H11V219L9 220V221H7L6 223L4 222L2 225L0 224V228L2 227V229H3V231H6V230H8L10 227H12L13 229H20L21 230V232H22V235H21V238L20 239H23L24 238V236L25 235H29L30 233H32L33 235H30V237L29 238H32V244L33 245H39V244H41L42 245V243L44 242V241H46V240H49L50 241V247L53 249V251L51 252V253H54V254H56V258H58L57 257V254L58 253H61V256H62V258H60V262L59 261H56L55 260V258L52 260V262L53 263H42L41 261H42V259L43 258H45V256H46V254H47V252L45 251V246H40V247H38V249H35L34 250V252L33 253H28V251H24L23 253L24 254H26L25 256H24V259H17V260H13V262L12 263H5V264H62L61 262H62V260H63V263H67V264H76V262H75V260H73V258L74 257H72V252H73V249H71V246L69 245V243L71 242L72 244H74L75 243V241H76V239H77V236H78V232H77V226L75 227V228H72V230L70 229V227H69V221H67V222H65V219H66V214L62 211V209H61V207L58 205V202H61L66 196H64V193H65V189L63 188L64 187V185L69 181V177L66 175V174H60V172L58 171V168H59V166H61V161H62V157L61 158H56L57 156H58V152H55V153H53L52 154V152L54 151V148H56V143L58 144V142L56 141V139L55 140H51V138L52 139H54V138H56L55 136H57L56 134L55 135H53L52 133H50V135H49V138L47 137L46 138V136H45V133H47V131H46ZM55 128H54V132H55ZM83 130H86V129H83ZM90 130V129H89ZM172 130H173V128H172ZM177 130V129H176ZM179 130V129H178ZM204 130V129H203ZM202 130V131H203ZM216 130V129H215ZM214 130V131H215ZM242 130V129H241ZM248 130V129H247ZM2 131H0V132H2ZM9 131V130H8ZM13 131V130H12ZM36 131V130H35ZM35 131H32L31 130V132H35ZM116 131V130H115ZM214 131H213V133H214ZM226 131V130H225ZM228 131V130H227ZM243 131V130H242ZM250 131V130H249ZM3 132V134H5ZM49 132V131H48ZM52 132V131H51ZM66 132V131H65ZM85 132V131H84ZM223 132V131H222ZM240 132V131H239ZM256 132V131H255ZM261 132V131H260ZM6 133V134H7ZM30 132H27V134L29 135V136H27V137H29L30 138V134H29ZM87 133V132H86ZM103 133V132H102ZM117 133V132H116ZM148 133V132H147ZM146 133V134H147ZM150 133H151V131H150ZM170 133H172V131L170 132ZM187 133V132H186ZM191 133V132H190ZM197 133V132H196ZM203 133H204V131H203ZM207 133V132H206ZM212 133V132H211ZM218 133H219V131H218ZM245 133V132H244ZM243 133V134H244ZM247 134H248V132H246ZM251 133V136H252V132H250ZM1 134V133H0ZM6 134L3 136L2 134V138H5V136H6ZM33 133H31V135H32ZM38 134V135H37ZM79 134V135H78ZM84 134V133H83ZM82 134V135H83ZM88 134V133H87ZM93 134H94V131H93ZM112 134V133H111ZM126 134V133H125ZM145 134V135H146ZM166 134H168L167 136H166ZM179 134V133H178ZM201 135H202V132L200 133ZM242 134V135H243ZM253 134H254V131H253ZM259 134V133H258ZM47 135H48V133H47ZM63 135V134H62ZM77 135H78V137H77ZM84 135H86V134H84ZM190 135H192V133L190 134ZM193 135H194V133H193ZM208 135V134H207ZM213 135V134H212ZM215 135H217V132H216V134ZM238 135V134H237ZM256 135V134H255ZM51 136V137H50ZM90 136V135H89ZM95 136V135H94ZM154 136V135H153ZM172 136V135H171ZM177 136V135H176ZM175 136V137H176ZM183 136V135H182ZM195 136V135H194ZM197 136V135H196ZM195 136V137H196ZM199 136V135H198ZM197 136V137H198ZM211 136V135H210ZM249 135H247V137H248ZM260 136V135H259ZM8 137V138H9ZM13 137H15V136H13ZM13 137H11V140L13 139ZM45 138V140H44V138ZM81 137V136H80ZM80 137H79V139H80ZM87 137V136H86ZM96 137V136H95ZM110 137V136H109ZM128 137H129V141H128V144H129V147H130V149L132 150V151H135L136 152V154L138 153V155H141V153H139V152H141V150L139 149V141H140V134L138 133V132H135V131H130V133H129V135H128ZM186 137H188V136H186ZM196 137V138H197ZM208 137V136H207ZM7 137L5 138V141H7V139H8ZM16 138V137H15ZM14 138V139H15ZM17 138L19 139V137L17 136ZM59 138V137H58ZM90 138V137H89ZM92 138V137H91ZM119 138H121V136L119 137ZM153 138V137H152ZM174 138V137H173ZM209 138V137H208ZM207 138V139H208ZM236 138H239V137H236ZM10 139V138H9ZM8 139V144L5 146L4 144H5V141L2 139V141H3V143H2V146L4 145V148L6 147L7 148V146L10 144V140ZM13 139V140H14ZM21 139H19V140H21ZM82 139V138H81ZM85 139V138H84ZM83 139V140H84ZM94 139V138H93ZM93 139H91V141H93ZM154 139V138H153ZM188 139V138H187ZM239 139H241V138H239ZM239 139H236V140H239ZM250 139V138H249ZM252 139V138H251ZM261 138H259V140H260ZM90 139H88V141H89ZM110 140V139H109ZM170 140V139H169ZM184 140V139H183ZM226 140V139H225ZM234 140H235V138H234ZM235 140V141H236ZM245 140H247V138L245 139ZM1 140H0V145H1V142H2ZM66 141V140H65ZM91 141H90V143H91ZM156 141V140H155ZM247 141H249V140H247ZM118 142V141H117ZM127 142V141H126ZM184 142H185V140H184ZM195 142V141H194ZM207 142H208V140H207ZM89 143V144H90ZM152 143V142H151ZM169 143V142H168ZM183 143V142H182ZM186 144H187V142H185ZM206 143V142H205ZM237 143V142H236ZM241 143V142H240ZM250 143V142H249ZM258 143H260L261 144V142H258ZM13 144V142H11V145ZM92 144H94V143H92ZM121 144V143H120ZM145 144V143H144ZM208 144H209V142H208ZM234 144V143H233ZM245 144V143H244ZM243 144V145H244ZM263 144V143H262ZM10 145V146H11ZM18 145H20V147L22 148V146H24L25 145V143H24V145L22 144V142H21V144H18ZM17 145V146H18ZM119 145V144H118ZM173 145V144H172ZM191 145H192V143H191ZM232 145V144H231ZM240 145V144H239ZM256 145H258L257 143H256ZM1 146V149L3 148ZM17 146L15 147L16 148V150H17ZM60 146V145H59ZM92 146V145H91ZM188 146H190L189 145V142H188ZM209 146V145H208ZM213 146V145H212ZM233 146V145H232ZM234 146H237V145H235L234 144ZM248 146V145H247ZM255 146V145H254ZM9 147V146H8ZM20 147H19V149H20ZM25 147V146H24ZM85 147V148H84ZM90 147V146H89ZM88 147V148H89ZM120 147V146H119ZM185 147H186V145H185ZM191 147V146H190ZM189 147V148H190ZM238 147V146H237ZM246 147V146H245ZM259 147H261L262 148V146H260L259 145ZM259 147H258V149H259ZM6 148H5V150H6ZM15 148H14V150H15ZM26 148V147H25ZM24 148V149H25ZM91 148V147H90ZM104 149H105V147H103ZM191 148H193V147H191ZM214 148V147H213ZM236 148V147H235ZM239 148H241V147H239ZM238 148V149H239ZM255 149H256V147H254ZM0 149V150H1ZM7 149H9V148H7ZM95 149V148H94ZM127 149V148H126ZM145 149V148H144ZM184 149V148H183ZM230 149V148H229ZM257 149V151H259ZM4 150V149H3ZM3 150H1L2 152H4ZM10 150V149H9ZM8 150V151H9ZM15 150V151H16ZM28 150H26L27 152H29ZM32 150V151H31ZM65 150H66V148H65ZM125 150V149H124ZM186 150H188V149H186ZM20 151H22V149L20 150ZM19 151V152H20ZM68 151V150H67ZM105 151H106V149H105ZM138 151V152H137ZM183 151V150H182ZM197 151V150H196ZM256 151V150H255ZM263 151V150H262ZM6 152V151H5ZM25 152V150L23 151V153ZM189 152L192 154V150L190 151L189 150ZM220 152V151H219ZM237 152H238V150H237ZM241 152V151H240ZM260 152H261V150H260ZM15 153H16V155H15ZM23 153H18V154H20V157H23V159L25 160V153H24V155L22 156V154ZM69 153H70V151H69ZM75 153H71L72 155L74 154L75 155ZM182 153V152H181ZM189 153V154H190ZM216 153V152H215ZM225 153V152H224ZM255 153V152H254ZM264 153V152H263ZM4 154V153H3ZM3 154L1 155V153H0V155L1 156H3ZM27 154V153H26ZM188 154V155H189ZM196 154V153H195ZM202 154V153H201ZM234 154V153H233ZM69 155V154H68ZM146 155V154H145ZM148 155V154H147ZM183 155H184V153H183ZM182 155V156H183ZM187 155V156H188ZM193 155V154H192ZM221 155V154H220ZM223 155V154H222ZM221 155V156H222ZM255 155H258V154H255ZM262 152H261V157H260V159H263L264 158V156H263V158H262ZM28 156V157H27ZM111 156V155H110ZM127 156V155H126ZM126 156H125V158H126ZM258 156H260V154L258 155ZM18 157V156H17ZM19 157V158H20ZM76 157V156H75ZM86 157V156H85ZM97 157V156H96ZM109 157V156H108ZM123 157V156H122ZM128 157H129V155H128ZM141 157V156H140ZM150 157V156H149ZM163 157V158H162ZM174 157V156H173ZM193 157H194V155H193ZM192 157V158H193ZM240 157V156H239ZM244 157V156H243ZM0 158H3V157H0ZM9 158V159H8ZM16 158V157H15ZM15 158H14V160H15ZM89 157H87V159H88ZM111 158V157H110ZM191 158V159H192ZM206 158V157H205ZM213 158V157H212ZM242 158V157H241ZM254 158V157H253ZM67 159V158H66ZM84 159V158H83ZM86 158H85V160H87ZM106 159V158H105ZM116 159V158H115ZM123 159H124V157H123ZM122 159V160H123ZM128 159V158H127ZM151 159V158H150ZM176 159V158H175ZM190 159V158H189ZM255 159V158H254ZM256 159H258V158H256ZM255 159V160H256ZM1 160V159H0ZM20 160V159H19ZM19 160H17V161H19ZM81 160L82 159H80V162L79 163H82V165H81V169H79V171L81 172H79L80 174H81V184H77L78 186L80 185V187H79V190H80V200H81V203H80V205H81V216L79 217V219L81 220L80 221V223H78V225L79 226H83L84 227V230L86 231V233H85V235H86V238H88L89 240H91L92 242H93V240H95V242L94 243H98V240H97V238H98V235H97V230H96V227H95V224L91 221V220H94V219H91V217H92V212L90 211V209L91 208H89L92 204H90V202H89V195H90V189H89V183H88V181H87V179L89 178V176H88V178L86 177V173L88 172L87 170V168L85 167V164H87V163H84V162H87V161H83V162H81ZM114 160V159H113ZM118 160V159H117ZM161 160V161H162ZM202 160V159H201ZM204 160V159H203ZM218 160V159H217ZM220 160V159H219ZM259 160V159H258ZM258 160H257V163H258ZM16 161V162H17ZM21 161H22V159H21ZM131 161V160H130ZM129 161V162H130ZM162 161V163H164ZM183 161V160H182ZM188 161V160H187ZM194 160H192V162H193ZM2 162H4V161H2ZM1 161H0V164L2 163ZM6 162V161H5ZM4 162V163H5ZM12 164H11V163ZM15 162V163H16ZM99 162V161H98ZM106 162V161H105ZM119 162V161H118ZM118 162H116V163H118ZM125 162V161H124ZM132 162V161H131ZM179 162V161H178ZM241 162H243V161H241ZM7 163V162H6ZM5 163V164H6ZM20 163V162H19ZM26 163V162H25ZM127 163V162H126ZM143 163V162H142ZM166 163L168 164V161H166ZM187 163V162H186ZM216 162H214V164H215ZM4 164V165H5ZM125 164V163H124ZM132 164V163H131ZM185 164V163H184ZM235 164V163H234ZM243 164V163H242ZM246 164V163H245ZM261 166H263L264 167V163L263 162H261ZM4 165H1V166H4ZM12 165V166H13ZM26 165V164H25ZM29 165V164H28ZM105 165V164H104ZM126 165H128V164H126ZM157 165V164H156ZM166 165V164H165ZM191 166H192V164H190ZM189 165V166H190ZM197 165V164H196ZM203 165V164H202ZM226 165V164H225ZM238 165V164H237ZM240 165V164H239ZM253 165V164H252ZM5 166H7V164L5 165ZM4 166V168L1 170V171H4V169H6V167ZM87 166V165H86ZM107 166H109L108 164H107ZM111 166H112V164H111ZM110 166V167H111ZM115 166V165H114ZM122 166H124V165H122ZM132 166V165H131ZM151 166V165H150ZM188 166V167H189ZM191 166H190V168H191ZM201 166V165H200ZM220 166V165H219ZM8 167V166H7ZM14 167H16V166H14ZM16 167V168H17ZM31 167V166H30ZM78 167H80V166H78ZM89 167V166H88ZM93 167V166H92ZM104 167H106V166H104ZM109 167V168H110ZM116 167H118V166H116ZM115 167V168H116ZM138 167V166H137ZM154 167V166H153ZM161 167V166H160ZM178 167V166H177ZM183 167V166H182ZM188 167H187V169H188ZM218 167V166H217ZM233 167V166H232ZM77 168V167H76ZM75 168V169H76ZM130 168V167H129ZM149 168V167H148ZM147 168V169H148ZM159 168V167H158ZM163 168H165V166L163 167ZM190 168L188 169L189 171H190ZM194 168V167H193ZM219 168V167H218ZM222 168V167H221ZM251 168H253V167H251ZM0 169H1V167H0ZM90 169V168H89ZM111 169V168H110ZM127 169V168H126ZM215 169V168H214ZM7 171H8V169H6ZM30 170V169H29ZM66 170V169H65ZM116 170H118V168L116 169ZM130 170H131V168H130ZM133 170H134V168H133ZM132 170V171H133ZM191 170H193L192 168H191ZM200 170V169H199ZM218 170V169H217ZM233 170V169H232ZM243 170V169H242ZM247 170V169H246ZM0 171V172H1ZM87 171V172H86ZM102 171V170H101ZM108 171V170H107ZM122 171V170H121ZM145 171V170H144ZM155 171V170H154ZM163 171V170H162ZM194 171V170H193ZM227 171H228V169H227ZM235 171V170H234ZM239 171V170H238ZM16 172V171H15ZM109 172V171H108ZM117 172V171H116ZM115 172V173H116ZM120 172V171H119ZM128 172V171H127ZM140 172V171H139ZM147 172V171H146ZM146 172H144V173H146ZM170 172V171H169ZM187 172V171H186ZM192 172V171H191ZM243 172V171H242ZM3 173H5V172H3ZM13 173V172H12ZM17 173V172H16ZM103 173H104V171H103ZM151 173V172H150ZM164 173H166V171L164 172ZM163 173V174H164ZM179 173V172H178ZM187 173H189V172H187ZM206 173V172H205ZM222 173V172H221ZM236 173V172H235ZM244 173V172H243ZM246 173V172H245ZM252 173V172H251ZM261 173V172H260ZM259 173V174H260ZM7 174V173H6ZM17 174V175H18ZM102 174V173H101ZM111 175L112 174H114V171H113V173L111 172L110 173ZM129 174V173H128ZM135 174V173H134ZM171 174V173H170ZM194 174V176L196 175L195 173H193ZM233 174V173H232ZM247 174V173H246ZM262 174V173H261ZM16 175V176H17ZM78 175V174H77ZM96 175V174H95ZM104 175H105V173H104ZM119 175V174H118ZM150 175V174H149ZM148 175V176H149ZM162 175V174H161ZM161 175H160V177H161ZM204 175V174H203ZM228 175V174H227ZM264 175V174H263ZM66 176V177H65ZM80 176V175H79ZM144 176H145V174H144ZM147 176V175H146ZM170 176V175H169ZM188 176V175H187ZM244 176V175H243ZM253 176V175H252ZM11 177V176H10ZM17 177H19V176H17ZM119 177V176H118ZM120 177H121V172H120ZM159 177V176H158ZM167 177V176H166ZM195 177H197V176H195ZM194 177V178H195ZM217 177V176H216ZM215 177V178H216ZM231 177V176H230ZM250 177V176H249ZM256 177H257V175H256ZM263 177V179H264V176H262L261 175V178ZM112 178H114V177H112ZM129 178V177H128ZM130 178H132V177H130ZM151 178V177H150ZM252 178V177H251ZM258 178V177H257ZM261 178H260V181H261ZM115 179V178H114ZM121 180H122V177L120 178ZM145 179V178H144ZM146 179H147V177H146ZM163 179V178H162ZM173 179V178H172ZM186 179V178H185ZM196 179V178H195ZM211 179V178H210ZM245 179V178H244ZM259 179V178H258ZM13 180V179H12ZM78 180H79V178H78ZM100 180V179H99ZM111 180V179H110ZM118 180V179H117ZM124 180V179H123ZM149 181H150V179H148ZM168 180H169V178H168ZM207 180V179H206ZM236 180V179H235ZM250 180V179H249ZM106 181V180H105ZM108 181V180H107ZM140 181V180H139ZM161 181V180H160ZM174 181H176V180H174ZM178 181H179V179H178ZM189 181V180H188ZM224 181V180H223ZM241 181H242V179H241ZM246 181V180H245ZM252 181H253V178H252ZM256 181H257V179H256ZM260 181H258V182H260ZM14 182V181H13ZM97 182V181H96ZM115 182H116V179H115ZM144 182H146V183H150V182H148V181H145L144 180ZM157 182V181H156ZM173 182V181H172ZM196 182H197V179H196ZM199 182V181H198ZM231 182V181H230ZM57 183L58 184H60V185H63V187H59L60 185H57ZM103 183H105V182H103ZM120 183H123V182H120ZM130 183V182H129ZM166 183V182H165ZM195 183V182H194ZM205 183V182H204ZM208 183V182H207ZM211 183V182H210ZM224 183V182H223ZM242 183V182H241ZM243 183L245 184V182L243 181ZM261 183H264V182H261ZM260 183V184H261ZM114 184V183H113ZM117 184V183H116ZM116 184H115V186H116ZM126 184V183H125ZM153 184V183H152ZM174 184H176L175 182H174ZM191 184V183H190ZM209 184V183H208ZM237 184V183H236ZM243 184V185H244ZM251 184H253V183H251ZM259 184V185H260ZM76 185V186H77ZM112 185V184H111ZM127 185V184H126ZM136 185V184H135ZM144 185L145 184H143V186L142 187H144ZM171 185V184H170ZM201 185V184H200ZM225 185V184H224ZM239 185H240V183H239ZM238 185V186H239ZM246 185V184H245ZM69 186V185H68ZM114 186V187H115ZM119 187H120V184L118 185ZM134 186V185H133ZM150 186V185H149ZM158 186V185H157ZM173 186V185H172ZM191 186V185H190ZM192 186H194V184L192 185ZM234 186V185H233ZM240 186H242V184L240 185ZM264 186V185H263ZM11 187V186H10ZM100 187V186H99ZM103 187V186H102ZM113 187V186H112ZM128 187V186H127ZM147 187V186H146ZM169 187V186H168ZM194 187H196V186H194ZM207 187V186H206ZM214 187V186H213ZM249 187V186H248ZM254 187V186H253ZM260 187V186H259ZM262 187V186H261ZM118 188V187H117ZM116 188V189H117ZM122 188V187H121ZM120 188V189H121ZM132 188V187H131ZM148 188H150V187H148ZM173 188V187H172ZM193 187H191V189H192ZM237 188V187H236ZM240 188H242V187H240ZM263 189H264V187H262ZM101 189V188H100ZM115 189V188H114ZM147 189V188H146ZM156 189V188H155ZM207 189V188H206ZM209 189V188H208ZM212 189V188H211ZM243 189H245V188H243ZM246 189H247V187H246ZM258 189V188H257ZM261 189V188H260ZM78 190V191H79ZM102 190H104V189H102ZM119 190V189H118ZM143 190H144V188H143ZM149 191L151 190V189H148ZM223 190V189H222ZM251 190V189H250ZM188 191H189V188H188ZM192 191V190H191ZM195 191V190H194ZM237 191H238V189H237ZM244 191V190H243ZM255 192L257 191V190H254ZM122 192V191H121ZM126 192H127V190H126ZM138 192V191H137ZM145 192V191H144ZM151 192V191H150ZM193 192V191H192ZM196 192V191H195ZM198 192H199V190H198ZM208 192V191H207ZM229 192V191H228ZM232 192V191H231ZM230 192V193H231ZM251 192V191H250ZM262 192V191H261ZM123 193V192H122ZM147 193H148V191H147ZM166 193V192H165ZM189 193V192H188ZM209 193V192H208ZM218 193V192H217ZM244 193V192H243ZM245 193H246V191H245ZM263 194H264V192H262ZM118 194V193H117ZM119 194H121V193H119ZM125 194V193H124ZM146 194V193H145ZM148 194H150V193H148ZM171 194V193H170ZM194 194V193H193ZM200 194V193H199ZM223 194V193H222ZM237 194V193H236ZM250 194V193H249ZM254 194H256V193H254ZM173 195V194H172ZM180 195V194H179ZM185 195V194H184ZM204 195V194H203ZM202 195V196H203ZM213 195V194H212ZM248 194H246V196H247ZM257 195L258 196H262V194L260 193V194H258V192H257ZM150 196V195H149ZM171 196V195H170ZM220 196V195H219ZM219 196H218V199H219ZM222 196V195H221ZM220 196V197H221ZM228 196V195H227ZM235 196V195H234ZM253 196V195H252ZM257 196V197H258ZM118 197V196H117ZM116 197V198H117ZM121 197V196H120ZM126 197V196H125ZM145 197H147V195H145ZM152 197V196H151ZM175 197V196H174ZM201 197V196H200ZM251 197V196H250ZM250 197H248V198H250ZM255 198H256V196H254ZM148 198V197H147ZM155 198V197H154ZM169 198V197H168ZM222 198V197H221ZM246 199V198H245ZM79 200V201H80ZM120 200V199H119ZM185 200V199H184ZM192 200V199H191ZM206 200V199H205ZM220 200H222V199H220ZM226 200H228V199H226ZM253 200V199H252ZM11 202V203H10ZM76 202V201H75ZM120 202V201H119ZM166 202H167V199H166ZM187 202V201H186ZM189 202V201H188ZM237 202H238V200H237ZM249 202V201H248ZM254 202V204L252 203V209L254 210V212H255V214H257V215H260L261 216V214H263L264 215V196H262V197H260V198H258L257 200H255V201H253ZM30 203H32L33 204V202H30ZM73 203V202H72ZM118 203V202H117ZM124 203V202H123ZM135 203V202H134ZM154 203V202H153ZM160 203V202H159ZM222 203V202H221ZM220 203V204H221ZM225 203H227V202H225ZM27 204V203H26ZM109 204V203H108ZM118 204H120V203H118ZM197 204V203H196ZM122 205H124V204H122L121 203V206ZM150 205V204H149ZM189 205V204H188ZM223 205V204H222ZM9 206V207H10ZM108 206V205H107ZM121 206H117V207H121ZM151 206V205H150ZM184 206V205H183ZM209 206V205H208ZM208 206H206V207H208ZM248 206V205H247ZM92 207V206H91ZM96 208L95 209H97L95 212H96V215H97V217H98V219L100 220V219H102V218H104L105 217V215H104V213L103 212H105V208H104V205L102 204L101 206L99 205V206H95ZM160 207V206H159ZM223 207V206H222ZM249 207V206H248ZM80 208V207H79ZM110 208V207H109ZM239 208V207H238ZM26 209V208H25ZM117 209V208H116ZM207 209V208H206ZM217 209V208H216ZM237 209V208H236ZM249 209V208H248ZM251 209V208H250ZM250 209H249V211H250ZM5 210V209H4ZM8 210V209H7ZM93 210V209H92ZM140 210V209H139ZM146 210V209H145ZM191 210V209H190ZM201 210V209H200ZM221 210V209H220ZM225 210V209H224ZM229 210H231V209H229ZM240 210V209H239ZM238 210V211H239ZM9 211V210H8ZM66 211V210H65ZM114 211V210H113ZM120 211V210H119ZM127 211V210H126ZM167 211V210H166ZM217 211V210H216ZM25 212V213H24ZM107 212V211H106ZM129 212V211H128ZM190 212H192V211H190ZM208 212V211H207ZM222 212V211H221ZM231 212H232V210H231ZM241 212V211H240ZM239 212V213H240ZM94 213V212H93ZM148 213H149V211H148ZM188 213V212H187ZM186 213V214H187ZM214 213V215L216 214L215 212H213ZM219 213V212H218ZM250 213V215L247 217L248 218V221H250V219H249V217L251 216V211L249 212ZM95 214V213H94ZM121 214V213H120ZM129 214V213H128ZM145 214H147V213H145ZM152 214V213H151ZM212 214V213H211ZM231 214H233V213H231ZM241 214V213H240ZM3 215V214H2ZM19 215H21L20 217H19ZM130 215V214H129ZM148 215V214H147ZM195 215V214H194ZM202 215H206V214H202ZM209 215V214H208ZM263 215H262V217H263ZM157 216V215H156ZM161 216V215H160ZM196 216V215H195ZM218 216V215H217ZM216 216V217H217ZM121 217V216H120ZM130 217V216H129ZM144 217H145V215H144ZM150 217V216H149ZM192 217V216H191ZM206 217V216H205ZM204 217V218H205ZM210 217V216H209ZM259 217V216H258ZM9 218V217H8ZM93 218V217H92ZM142 218V217H141ZM145 218H147V217H145ZM144 218V219H145ZM211 218V217H210ZM215 218V217H214ZM213 218V219H214ZM240 218H243V216L242 217H240ZM245 218H246V216H245ZM251 218V217H250ZM264 218V217H263ZM1 219V218H0ZM121 219V218H120ZM124 219H126V215H124ZM139 219V218H138ZM143 219V220H144ZM148 219V218H147ZM150 219V218H149ZM212 219V218H211ZM211 219H209V220H211ZM217 219V218H216ZM253 219V218H252ZM153 220H154V217H153ZM152 219H151V222H153L154 223V221H153ZM165 220V219H164ZM163 220V221H164ZM240 220V219H239ZM245 219L243 218V221H244ZM120 221V220H119ZM118 221V222H119ZM131 221H134V220H131ZM145 221V220H144ZM231 221H233V220H231ZM242 221V220H241ZM242 221V222H243ZM245 221H247V220H245ZM248 221L247 222H245V223H248ZM252 221V220H251ZM124 222V221H123ZM204 222V221H203ZM203 222H202V224H203ZM262 222H264V221H262ZM122 223V222H121ZM136 223V222H135ZM143 223V222H142ZM146 223V222H145ZM212 223V222H211ZM211 223L209 224V226L211 225ZM222 223V222H221ZM244 223V224H245ZM250 223V222H249ZM107 224V223H106ZM129 224V223H128ZM160 224V223H159ZM218 224V223H217ZM108 225V224H107ZM117 225V224H116ZM133 225V224H132ZM144 226H145V224H143ZM192 225H195V224H192ZM215 225V224H214ZM243 225V224H242ZM4 226V227H3ZM113 226V225H112ZM122 226V225H121ZM128 226V225H127ZM130 226V225H129ZM155 226V225H154ZM158 226H160V225H158ZM163 226V225H162ZM162 226L160 227V228H162ZM245 226H246V224H245ZM244 226V227H245ZM114 227V226H113ZM156 227V226H155ZM154 227V228H155ZM179 227V226H178ZM191 227V226H190ZM195 227V226H194ZM205 227V226H204ZM212 227V226H211ZM247 227V230H248V226H246ZM251 227V226H250ZM103 228V227H102ZM112 228V227H111ZM123 228V227H122ZM124 228L126 229V231H127V229L129 228V227H125L124 226ZM131 228V227H130ZM165 228V227H164ZM218 228V227H217ZM230 228V227H229ZM241 228V227H240ZM258 228L260 229V233H261V231H264V223H261L259 226H258ZM116 229V228H115ZM157 230L159 229V228H156ZM170 229V228H169ZM197 229V228H196ZM129 230V229H128ZM143 230H145V228L143 229ZM155 229H153V231H154ZM163 230V229H162ZM208 230V229H207ZM251 230V229H250ZM132 231V230H131ZM135 231V230H134ZM165 232H166V230H164ZM176 231H177V229H176ZM188 231V230H187ZM209 231V230H208ZM123 232V231H122ZM212 232V231H211ZM214 232V231H213ZM223 232V231H222ZM230 232H232V231H230ZM241 232V231H240ZM250 232H252V231H250ZM99 233V232H98ZM125 233V232H124ZM140 233V232H139ZM155 233H157V231L155 230ZM194 233H195V231H194ZM217 233V232H216ZM238 233H239V231H238ZM127 234V233H126ZM154 234V233H153ZM170 234V233H169ZM186 234V233H185ZM213 234V233H212ZM241 234V233H240ZM252 234V233H251ZM254 234V233H253ZM120 235V232H112V233H110L109 235H108V238L110 239V238H113V237H115V236H119ZM140 235V234H139ZM142 235H144V233L142 234ZM243 235H244V233H243ZM137 236V235H136ZM155 236H157V235H155ZM160 236V235H159ZM240 236V235H239ZM250 236V235H249ZM10 236H8L7 238H9ZM12 237V236H11ZM158 237V236H157ZM156 237V239H158V238H160V237H158L157 238ZM180 237V236H179ZM257 237V236H256ZM16 238V237H15ZM85 238V237H84ZM120 238V237H119ZM143 238V237H142ZM144 238H145V236H144ZM152 238V237H151ZM194 238V237H193ZM234 238V237H233ZM249 238H251V236L249 237ZM87 239V240H88ZM104 239V238H103ZM103 239H101V241L103 240ZM164 240H165V238H163ZM221 239H223V238H221ZM237 239V238H236ZM30 240V239H29ZM96 240H97V242H96ZM106 240V239H105ZM108 240V239H107ZM113 240V239H112ZM128 240V239H127ZM151 240V239H150ZM149 240V241H150ZM190 240V239H189ZM251 240V239H250ZM249 240V241H250ZM154 241V240H153ZM172 241V240H171ZM170 241V242H171ZM216 241V240H215ZM227 241V240H226ZM246 241V240H245ZM244 240L242 241V242H245ZM145 242V241H144ZM152 242V241H151ZM159 242V241H158ZM158 242H156L155 244H157ZM166 242H168V241H165L164 243H166ZM177 242V241H176ZM230 242V241H229ZM248 242V241H247ZM253 242V241H252ZM252 242L250 241V243L252 244ZM46 243V242H45ZM108 243V242H107ZM150 243V242H149ZM152 243H154V242H152ZM164 243H163V246H164ZM214 243V242H213ZM235 243V242H234ZM263 243V242H262ZM4 244V243H3ZM25 244H27V242H21L20 243V246H21V248L22 247H25L24 245ZM29 244V243H28ZM130 244H132V243H130ZM162 244V243H161ZM169 244V243H168ZM167 244V245H168ZM208 244V243H207ZM236 244V243H235ZM237 244H238V242H237ZM236 244V245H237ZM245 244H246V242H245ZM248 244L249 243H247V246H248ZM254 244V243H253ZM91 245V244H90ZM97 245V244H96ZM104 245V244H103ZM125 245H126V243H125ZM129 245V244H128ZM133 245H135V244H133ZM143 245H145V244H143ZM159 245V244H158ZM171 245V244H170ZM198 245V244H197ZM235 245V246H236ZM241 245H242V243H241ZM1 246V245H0ZM8 246V245H7ZM6 246V247H7ZM29 246V245H28ZM112 246H114V245H112ZM137 246V245H136ZM139 246H141V245H139ZM138 246V247H139ZM247 246H244V247H247ZM5 247V248H6ZM106 247V246H105ZM146 247H148V246H146ZM145 247V249L146 250H148V251H150V249H147ZM149 247H150V245H149ZM154 247H155V245H154ZM164 247H166V246H164ZM204 247V246H203ZM226 247V246H225ZM241 247H243V246H241ZM251 247V246H250ZM86 248H87V246H86ZM90 248V247H89ZM144 248V247H143ZM188 248H189V246H188V244L187 245H183L182 247H180V251H181V254L182 255H186V253L188 252ZM248 248V247H247ZM91 249H93V246H92V248ZM90 249V250H91ZM111 249V248H110ZM160 249H162V248H159V250ZM165 249V248H164ZM229 249V248H228ZM234 249V248H233ZM238 249V248H237ZM240 249V248H239ZM89 250V249H88ZM107 250V249H106ZM153 250H155V248L153 249ZM166 250V249H165ZM164 250V251H165ZM169 250V249H168ZM221 250V249H220ZM232 250V249H231ZM248 250V249H247ZM83 251V250H82ZM111 251H112V249H111ZM130 251V250H129ZM132 251H133V249H132ZM135 251V250H134ZM171 251L172 250H170V252H168L169 254L171 253ZM190 251V250H189ZM211 251V250H210ZM242 251V250H241ZM113 252V251H112ZM111 252V253H112ZM120 252V251H119ZM142 252V251H141ZM156 252V251H155ZM166 253H167V251H165ZM164 252V253H165ZM173 252V251H172ZM206 252H207V250H206ZM262 252H263V250H262ZM74 253V252H73ZM89 257L87 258V260H86V263L85 264H94V262L92 263L91 262V260H90V255L91 254H89V251H86L85 252ZM118 253V252H117ZM147 253V252H146ZM149 253V252H148ZM151 253V252H150ZM165 253V254H166ZM225 253V252H224ZM231 253V252H230ZM229 253V254H230ZM235 253V252H234ZM247 253V252H246ZM249 253V252H248ZM247 253V254H248ZM258 253V252H257ZM4 254V253H3ZM23 254V255H24ZM93 254V253H92ZM169 254H167V255H169ZM173 255H174V253H172ZM196 254V253H195ZM211 255L212 254H215V253H213V252H211L210 253ZM252 254H253V252H252ZM251 254V255H252ZM261 254V253H260ZM48 255V254H47ZM109 255V254H108ZM113 255V254H112ZM181 255V256H182ZM211 255H210V259H211ZM225 255V254H224ZM227 255V254H226ZM250 254H248V256H249ZM110 256H111V254H110ZM150 256H153V255H150ZM170 256V255H169ZM216 256V255H215ZM133 257V256H132ZM149 257V256H148ZM147 257V258H148ZM174 257L175 258H177V256H175L174 255ZM212 257H213V255H212ZM224 257V256H223ZM252 257V256H251ZM260 257V256H259ZM52 258V257H51ZM99 258V257H98ZM170 258H171V256H170ZM185 257H183V259H184ZM218 258V257H217ZM221 258V257H220ZM230 258H231V256H230ZM50 259V258H49ZM110 258H108V260H109ZM123 259V258H122ZM152 259V258H151ZM154 259V258H153ZM152 259V260H153ZM165 259V258H164ZM163 259V260H164ZM173 259V258H172ZM215 259V258H214ZM219 259V258H218ZM226 259H229V257L228 258H226ZM235 259V258H234ZM237 259V258H236ZM235 259V260H236ZM256 259V258H255ZM108 260H106V261H108ZM124 260V259H123ZM203 260V259H202ZM212 260V259H211ZM233 260L232 259V262L234 261L236 264H248L249 262H248V258H246V259H244V258H238V260ZM254 260V259H253ZM7 261V260H6ZM31 261H32V263H31ZM79 261V260H78ZM112 261V260H111ZM126 261V260H125ZM132 261V260H131ZM228 261V260H227ZM231 261V259L229 260V262ZM250 261H251V259H250ZM50 262V261H49ZM179 262V261H178ZM187 262V261H186ZM189 262V261H188ZM188 262H187V264H188ZM193 262H195V260L193 261ZM218 262H219V260H218ZM220 262H222V263H220ZM219 262V264H223V261H220ZM225 262V261H224ZM233 262V263H234ZM253 262V261H252ZM251 262V264H253ZM108 264L110 263V262H107ZM111 263H114V262H111ZM142 263H143V261H142ZM156 263H157V261H156ZM155 263V264H156ZM161 264L163 263L162 261L160 262ZM211 264H214V263H212V262H210ZM228 263V262H227ZM234 263V264H235ZM255 263V262H254ZM257 263H262V262H260V261H258ZM1 264H3V263H1ZM158 264V263H157ZM164 264H166V262L164 263ZM168 264H170V263H168ZM179 264H185V263H182L181 261H180V263ZM209 264V263H208ZM225 264H226V262H225ZM232 264V263H231ZM263 264H264V262H263Z\"/></svg>",
  "mask_w": 264,
  "mask_h": 264
}]
</instances>
